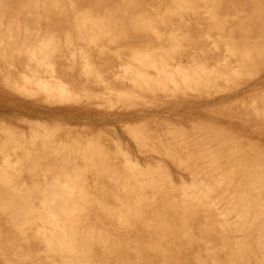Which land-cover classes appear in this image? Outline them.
Segmentation results:
<instances>
[{
  "label": "rangeland",
  "instance_id": "rangeland-1",
  "mask_svg": "<svg viewBox=\"0 0 264 264\" xmlns=\"http://www.w3.org/2000/svg\"><path fill=\"white\" fill-rule=\"evenodd\" d=\"M111 1V0H110ZM118 1V0H117ZM143 2H144V4H147V7L149 8V11H148V13L149 14H147V15H149L148 16V18L146 19V17H145V15H144V17H145V20H148L149 18H150V20L152 21H154V22H152V25H151V21H149L148 20V22H146L145 20H143V23L145 22V23H149V25H151V28H150V26H148L147 24L145 25V27L146 26H148L147 28H143V25H142V20H141V18L142 17H140V16H137V18L135 17L136 15L135 14H118V16L117 15H115V13L113 14V15H115V17L113 18V17H110L111 15L110 14H108V15H110L109 16V18H108V16H107V14L105 15V17H104V14L103 13H105V12H103L102 14H96L97 16H95L94 17V15H92V14H90V15H92V16H89V17H92L91 19L88 17V18H86L88 15H86V17H84L83 16V11L84 10H82V11H80V12H73V11H71V14L69 13L68 14V12L69 11H67L65 14H53L52 16H50L49 14H40V16H41V18H40V21L41 20H43V21H41V24L43 25H41V29L43 28V29H45L44 27L45 26H51L50 25V23L53 21V23H55V25H52L51 27L53 28V26L55 27V28H58V29H56L55 30V28H53V30H55V31H57V30H59V27H61V29L63 28V30H64V33H61L59 36H62L61 38L63 39L64 38V34L66 33H68V31L70 30V29H72L71 28V26H69L68 24H67V22H69L70 23V17L73 19V21H71V22H73V23H75V25H73L75 28H76V26H77V24L76 23H78L79 24V26H81V27H83V28H85V29H82L81 31L84 33V35L85 36H90V37H92L93 38V42L94 41H96V42H94V43H98L99 41V45L101 44V41L102 40H100L99 38L101 37V35L103 36V38H105L106 39V35L104 34V31L103 30H105V29H103V30H101L100 29V32L98 31V30H96L95 29V27H94V29L98 32H95V31H92V25H96L97 23L94 21V19L96 20V21H99V23H102V25L104 26V24H106V25H108L109 27H112V25H114L115 26V28H117V30L119 29V32H117V31H115V34H116V38L118 37L119 39H117L116 40V38L114 39L113 37H114V35H113V29H114V26L112 27L113 29L111 30L112 31V33H110V36H109V38L110 37H112V42L110 43V45L109 46H107V45H105V46H107V48L105 47V48H100V47H103L104 46V44L103 45H101V46H99V47H93L94 45H93V43H92V46H90V47H88V44H86V42H88V43H90V37H84L85 39H83V38H81V37H83V33H82V35H81V40H76L77 38L78 39H80L79 38V34H80V31H79V29H81L79 26H77V28H79V29H73L74 31H75V33H76V30H77V32L79 31V33H76V34H78V36H76V35H74L73 33H74V31H73V36H72V34H71V36H72V38L71 39H73L75 36H76V38H74V41L76 40V42H78V43H83V46L85 47V48H83V49H86V50H88V51H86V53H84V55L86 56V60L85 61H88V59L87 58H89V57H91V58H93V59H95V57H97V55H92V50L94 51V50H96V52L98 53V57H101L100 56V53H99V51H100V49L102 50V51H104L103 52V55H102V57H103V59L104 60H107L108 62H109V59H110V62H112V63H117L116 61H118V59L119 60H121L120 58L123 56V55H121V54H124L125 56L130 52V50H137V49H139V50H141V48H139V46L140 47H142L143 45V43L144 44H147V47H144L145 48V50H151L152 48L153 49H155V48H157V45L159 44H157V43H154L155 41L157 42H160V44L161 45H163V50L162 51H157L156 50V52L157 53H159L158 55H160V57L163 55L164 57H166V59L167 60H169L170 62H174V61H179V60H182L184 63H186V61H187V58L186 57H184L187 53H189V54H192V53H194V52H196V51H199L200 50V48L198 47V45H201L200 47L201 48H203L202 50L203 51H206V52H208V50L210 51V50H212V51H214V49H209L211 46H209L210 44H212V43H214L215 42V44H216V46H217V43L219 42V43H221V42H223V40H225V37H223V34L224 35H226L227 34V32H228V35H233L234 37H240V36H242L244 33V35H247V34H250L251 32V30H258V28L256 27H254V25L253 24H251V21L250 20H252V16H250V18H248V19H250L249 21H250V24H251V27H250V25L247 23V22H245L246 20H243V19H247L246 17H249V14H248V16H246V14L243 12V11H241V10H239V11H237V9H236V11H237V13H236V11H235V9L234 10H232V9H225V8H222V9H225V10H227L226 12H225V10H224V12L225 13H227V12H229V11H231L232 12V14L230 13H228V14H225V16H224V14H223V16H221V15H219V14H221V13H223V10H222V12L221 13H217V14H215V10H211V9H213V7L211 8V6H209L210 4H207L204 0H198L197 2H198V5H197V10H195L194 12H189V15H187V13H186V15L185 14H182V15H180V16H182V21L184 20L185 22H186V20L187 19H189V17L188 16H190V15H193V14H195V15H197V17L198 16H201V17H204V15H201V14H209V18L207 19L206 17H204V18H206L207 20V22H209V21H213L212 23H210V26L208 27L207 26V23L206 22H204V18L203 19H201L200 17H198V18H196V17H194V18H192L191 16H190V18H191V20H190V23L188 22L187 23V25L189 24L190 26L188 27V29H186L187 28V26L185 27V22L183 21V23L181 24L180 23V21H181V17L179 16V14H178V16H179V22H176V21H178V16H177V14H174V15H176V19H174V18H172V16H169V15H167V16H169L170 17V21H172L173 20V25L170 23L169 24V21H168V24L166 25V24H164L166 27H168L169 25H172V27L171 26H169L168 28H165V27H163V28H165V30H163V29H160V28H162V26H158V27H160L159 28V30H156V29H158V28H154L153 26H155V22L158 20L159 22H160V19H156V21H155V18L154 17H156V18H158L159 16H161L162 14L161 13H163V12H161V13H159L160 15H157V13H156V16H155V12L153 13V11L150 9V7H154V6H156L157 4H159V3H162V4H160V5H163L162 7H163V9H165L164 7H165V3H166V1H164V0H142ZM154 1V2H153ZM155 1L157 2V3H155ZM230 1V3H228V4H231L232 3V0H229ZM150 2H153V3H150ZM165 2V3H164ZM199 2H201L200 4H199ZM227 2H228V0H227ZM226 2V3H227ZM91 3V2H90ZM151 5H150V4ZM155 3V4H154ZM61 4H63L62 6H64L65 4L64 3H60V5ZM203 4V5H202ZM227 4V5H228ZM0 5H1V2H0ZM227 5H225V6H227ZM232 5H233V3L231 4V7H232ZM121 8L123 11H124V7H122V6H117V8L116 9H118V8ZM157 7H158V5H157ZM167 7V6H166ZM194 8V9H195ZM156 9H158V8H156ZM168 9V8H167ZM113 10L115 11V8H113L112 9V11L111 12H113ZM109 11V12H110ZM152 13H151V12ZM162 11H164L165 12V10H162ZM169 11V10H168ZM85 12H86V10H85ZM125 12V11H124ZM157 12H158V10H157ZM188 12V11H187ZM202 12V13H201ZM233 12H235V14H233ZM238 12H240L241 14L243 13L244 15H241L240 13H238ZM73 13V14H72ZM75 13V14H74ZM81 14V15H80ZM153 14H154V16H153ZM236 14H240L239 16L238 15H236ZM2 14H0V18L2 17L1 16ZM6 15V14H5ZM8 15L9 16H12L11 14H7L6 16L8 17ZM16 15H18V14H15V16ZM24 15V16H23ZM29 15V16H28ZM22 14V18H24L29 24H30V22H31V20L32 19H34L35 17V15H32L33 16V18L32 19H29V17L31 16V14ZM80 15V17L82 16V18H78V16ZM103 15V16H102ZM112 15V16H113ZM131 15V19L133 20V21H131V19H130V21L128 22V21H126L127 23H125V24H121L120 23V21H119V18H120V20H124V19H129V17H126V16H130ZM142 15V14H141ZM173 15V14H172ZM194 15V16H195ZM251 15V14H250ZM252 15H254V14H252ZM256 15H258V14H256ZM255 15V16H256ZM263 16H261V18H260V21H261V24H263L264 25V14H262ZM4 16V15H3ZM5 16V18H7ZM48 16H50L52 19L51 20H49V21H47L48 19H49V17ZM102 16V17H101ZM132 16H134L133 18H132ZM167 16H165L166 17V19L167 18H169V17H167ZM183 16H186L187 18H184ZM212 16V17H211ZM218 16V17H217ZM220 16V17H219ZM227 16H229V17H227ZM242 16H244L243 18H242V20L240 19L239 20V18L240 17H242ZM255 16H253V17H255ZM75 17V18H74ZM96 17H99V18H96ZM144 17L142 18V19H144ZM162 17H163V15H162ZM238 18V20L240 21V22H238V20H236L237 21V23H239V24H241V23H243V21L245 22L244 23V25L247 23L248 25H249V28L248 27H246V25H245V28L244 29H247V30H245L244 31V29H242V26H244V25H242L241 26V28H240V30H241V35L239 36L238 34H240V33H238V30L236 31V32H234V29H233V32L234 33H232V28H229V26H231V24L233 23L232 22V20H231V18ZM257 17V21H256V18H254L252 21H253V23H255V26H256V24L257 23H259V20H258V17H260L259 15L258 16H256ZM3 18V17H2ZM2 18L0 19V20H2ZM8 18H10V17H8ZM8 18L6 19L7 21H8ZM17 18V17H16ZM19 18V17H18ZM17 18V19H18ZM54 18V19H53ZM108 18V19H107ZM134 18H136V20L134 21ZM140 18V19H139ZM172 18V19H171ZM221 18V19H220ZM223 18H225V20L227 19H229L228 20V23H229V21L231 20V23H229V25H228V29H230V33H229V31H227L228 29H226V28H224V30H223V26L225 27V25H226V23H224V21H223ZM11 19V18H10ZM9 19V23H10V21L13 19V16H12V19L10 20ZM15 20V21H18V20ZM80 19V20H79ZM82 19V20H81ZM112 19V21L111 22H114V24H112L109 20H111ZM117 21H116V20ZM163 19L164 18H162V21H163ZM186 19V20H185ZM198 19V20H197ZM247 19V20H248ZM14 20V19H13ZM12 20V21H13ZM21 20V19H20ZM23 20V19H22ZM36 20H37V18H36ZM55 20L57 21V20H59V21H61V23H59V22H55ZM68 20V21H67ZM76 20L78 21V22H76ZM88 20V23H89V20H93L94 21V24H93V22H90V23H92L90 26L88 25V23L86 22ZM139 20H141L140 22H139ZM176 20V21H175ZM227 20L225 21V22H227ZM255 20V21H254ZM4 21H5V19L3 18V20H2V22L4 23ZM7 21H5V23H7ZM11 21V22H12ZM34 21H35V19H34ZM34 21H32L33 22V25H34ZM51 21V22H50ZM81 21V22H80ZM157 21V23H159ZM164 21H166V20H164ZM175 21V22H174ZM181 21V22H182ZM198 21V22H197ZM203 21V22H202ZM234 21H235V19H234ZM235 21V22H236ZM242 21V22H241ZM31 22V23H32ZM85 22V24H83ZM117 22V23H116ZM131 22V23H130ZM135 22V23H134ZM195 22V23H194ZM200 22H201V24H200ZM217 24H216V23ZM234 22V24L236 25L235 27H237V25H239V24H236ZM53 23H51V24H53ZM82 23V24H81ZM96 23V24H95ZM153 23H154V25H153ZM165 23H167V22H165ZM175 23V24H174ZM180 23V29L181 30H183L182 32L183 33H186V32H189L188 33V37H187V35L186 34H184V36L182 35V37H180V35L181 34H183L182 32H181V30H180V32H178V28L179 27H174L175 25H178ZM193 23V24H192ZM202 23H204V24H202ZM206 23V24H205ZM224 23V24H223ZM227 23V24H228ZM17 23L16 22H14V25H16ZM39 24V23H38ZM38 24H36V26L38 27V26H40V25H38ZM70 24H72V23H70ZM120 24L122 25V27L125 25V26H127V27H129L128 29L126 28V30L127 31H132L133 33L135 32H137V33H139V34H137V35H141V32H142V34H145L146 35V29H152V27H153V29H155V31H157V33H159L160 32V34L161 35H158V34H156V32L154 33V30H152L150 33H149V31H148V35L150 36L151 35V37L150 38H152V37H154V39L152 40V41H154V42H152V41H148L147 40V38H149V36L148 35H146L147 36V38L144 36V38H146V39H142V40H146L147 42H143L142 40H140V39H137V41L141 44H138L137 43V41H136V44L137 45H135V44H132L135 40H136V38L137 37H133L134 35H136V34H133V36H131L132 35V33L130 34V36L132 37V39L134 38V40L132 41V39H131V42H129V40H130V38H127L126 39V36L128 35V34H126L127 33V31H124V32H122V30H124V28L122 29V27L120 26ZM130 24H132V25H130ZM140 24H141V26H140ZM162 24V22L160 23V25ZM198 24V25H197ZM211 24H214L215 26L214 27H216V25H218L217 27H216V29H218V30H220L219 32V34H217L216 36H219V38L218 37H216L213 33H212V31H215L213 28V25H212V27L213 28H211ZM233 24V25H234ZM13 25V24H12ZM13 25V28H11V31H17V27L16 26H14ZM32 25V24H31ZM33 25L32 26H28L29 27V29L28 30H32L34 27H33ZM67 25H68V27L70 28H68V31H65L66 29H67ZM87 25V26H86ZM98 25H100V24H98ZM119 25V26H118ZM134 25H136V28L135 29H132V28H134ZM157 25V24H156ZM184 26L185 28H183L182 26ZM193 25V26H192ZM209 25V24H208ZM223 25V26H222ZM247 25V26H248ZM259 25V26H258ZM101 26V25H100ZM131 26H132V28H131ZM137 26H138V30H137ZM199 26V27H198ZM220 26V27H219ZM257 26L259 27V29L261 28V25H260V23L259 24H257ZM12 27V26H11ZM65 27H66V29H65ZM88 27H90L91 28V31H90V33H94V35H96V36H93V33L92 34H90L89 33V31H88V29H90V28H88ZM98 27V26H97ZM106 27V26H105ZM141 27V28H140ZM171 27V29L170 30H172V31H174V34L173 35H171V37L169 36V38H170V40H172V42L171 41H169L168 40V34H169V31H167L169 28ZM182 27V28H181ZM193 28V30H194V28L196 29V30H194V32L193 31H189V30H192V29H190V28ZM203 27V28H202ZM208 27V28H207ZM222 27V28H221ZM233 27V26H232ZM234 27V28H235ZM23 28V27H22ZM39 28V27H38ZM47 28V27H46ZM132 30H131V29ZM204 28H206L205 30H204ZM219 28H221V29H219ZM238 29H239V26L237 27ZM50 29V32L51 33H48L47 31H46V35H50V37L49 36H45V33H41V32H44V30H40V33L38 32L39 30H37V31H33V32H35V35H32V37L31 38H34L35 39V37L37 38V36H39L40 38H41V36L43 35V37L42 38H51V37H53L55 40H57L55 43L57 44V42H58V39L56 38V32L54 33V32H52L51 31V28H49ZM93 29V30H94ZM97 29H99V27L97 28ZM122 29V30H121ZM130 29V30H129ZM185 29V30H184ZM202 29V30H201ZM251 29V30H250ZM35 30V29H34ZM87 30V31H86ZM106 30H108V28L106 29ZM105 30V31H106ZM115 30V29H114ZM120 30H121V32H122V34L120 33ZM163 30V31H162ZM187 30V31H186ZM217 30V31H218ZM236 30V29H235ZM240 30H239V32H240ZM10 31V32H11ZM27 31V30H26ZM60 31H62V30H60ZM60 31H57V32H59L60 33ZM110 31V29H109V32H111ZM195 31H198V33L199 34H197V32L195 33ZM210 31H211V33H210ZM227 31V32H226ZM253 31H252V33H253ZM9 32V31H8ZM10 32H9V34L8 33H6L7 35H9V37H14L15 38V36L16 35H14L13 36V34H10ZM101 32H103L102 34H100ZM117 32V33H116ZM128 32V33H129ZM255 32V31H254ZM59 33H57V34H59ZM70 33V32H69ZM106 34H108L107 32H105ZM154 33V34H153ZM195 35H194V34ZM211 35H210V34ZM215 33H216V31H215ZM218 33V32H217ZM221 33H223L222 35H221ZM236 33H238V34H236ZM5 34V35H6ZM14 34H16V33H14ZM25 34V33H24ZM23 33L22 34H20L21 36H19V35H17L16 36V38L17 39H19L17 42H19L20 43V41H21V43H23V44H25V42H26V45H28L29 43H28V41H23L24 40V38H25V36H27L28 38H29V35L30 34H28V35H24ZM42 34V35H41ZM64 36H63V35ZM98 34H99V37H98ZM104 34V35H103ZM124 34V35H123ZM170 34H171V32H170ZM190 34V35H189ZM210 35V36H208L207 37V35ZM1 35V34H0ZM5 35H4V37H3V34H2V36H0V42H1V37H3L4 39H5ZM70 35V34H69ZM68 35V36H69ZM126 35V36H125ZM185 35H186V37H185ZM202 35V36H201ZM213 35H214V37H213ZM236 35V36H235ZM21 37V38H23V40L21 39V38H19V37ZM35 36V37H34ZM59 36H58V38H59ZM129 36V35H128ZM142 36V35H141ZM191 36H193V37H191ZM196 36H198V37H196ZM212 36V37H211ZM178 37V38H177ZM185 37V38H184ZM39 38V39H40ZM61 38H59V40L61 39ZM140 38V37H139ZM142 38V37H141ZM176 38V39H175ZM191 38V39H190ZM38 39V40H39ZM61 39V40H62ZM67 39V38H66ZM71 39L69 38L68 39V42H69V40H70V42H71ZM108 39V38H107ZM106 39V40H107ZM158 39V40H157ZM174 39L176 40L175 42H176V44H174ZM184 39V40H183ZM188 39V40H187ZM203 39V40H202ZM207 39V40H206ZM210 39V40H209ZM217 39V40H216ZM219 39V40H218ZM85 40H87L86 42H84ZM89 40V41H88ZM106 40H103V42L102 43H104ZM111 39H109V41H110ZM115 40V41H114ZM179 40V41H178ZM192 40V41H191ZM199 40V41H198ZM209 40V41H208ZM211 40L213 41V42H211ZM66 40H64V41H62V43L64 44V48H66L65 47V45L67 46V44H65L64 42H65ZM114 41V42H113ZM118 41V42H117ZM123 41V42H122ZM141 41V42H140ZM172 43V44H174V45H170V43ZM202 41V42H201ZM205 41V42H204ZM206 41L208 42V43H210V44H208V46H206L207 44H206ZM7 42V41H6ZM9 42V41H8ZM16 42V43H17ZM61 42V41H60ZM59 42V44L62 46V43H60ZM116 42V43H115ZM143 42V43H142ZM150 42H152V43H150ZM5 43V41L3 42H1V45L2 44H4ZM15 44L14 45V47L16 48H12L14 51L13 52H16V53H18L19 51H20V49H19V51H17V46L19 45H17L14 41H11V42H9V43H6L7 45L9 44V47L7 46V47H5L4 45V48H2L1 49V45H0V60H2L3 61V63L2 62H0V64H3V65H6V66H9V65H7V62L8 61H6V60H4V59H6V58H2L1 56H3V55H5L6 53L8 54L9 53V55L12 53V52H9L10 50H7V51H5L4 49H8V48H10V46H13V44ZM36 43H38V41H36L35 42V44ZM54 43V42H53ZM54 43V44H55ZM126 45L125 47L126 48H129L130 49V47H131V49L129 50V49H125V47L122 49V45H124V44ZM128 43V44H127ZM135 43V42H134ZM187 43V44H186ZM218 43V44H219ZM11 44V45H10ZM40 43H38V44H36L37 46L39 45ZM59 44H58V46L57 47H59ZM70 43H68V45H69ZM71 44H72V46H73V42H71ZM80 44V45H81ZM91 44V43H90ZM105 44H108V40H107V42H105ZM159 44V45H160ZM21 45V44H20ZM30 45H31V43H30ZM29 45V46H30ZM75 45V44H74ZM76 45H78L77 43H76ZM75 45V46H76ZM127 45H129L128 47H127ZM139 45V46H138ZM158 45V48H160V46ZM170 45V46H169ZM214 45V44H213ZM212 45V46H213ZM2 46V47H3ZM21 46H23V45H21ZM32 46V45H31ZM34 46V45H33ZM55 46V45H54ZM71 46V47H72ZM83 46H80V48L79 49H77L76 48V50L77 51H75V53H77V56H75V57H78V59L79 58H81L82 60H83V57H84V55H83V52L85 51V50H83L82 49V47ZM98 46V45H97ZM114 46H116V47H114ZM121 47V49L119 50V49H117L118 47ZM138 48H137V47ZM153 46V47H152ZM165 46V47H164ZM167 46V47H166ZM169 46V47H168ZM177 46V47H176ZM205 46H206V48L208 49H206L205 48ZM216 46H214L215 48H216ZM19 47V46H18ZM56 47V46H55ZM74 47V46H73ZM86 47H88V48H86ZM91 47H93V49L91 48ZM109 47H110V49H109ZM152 47V48H151ZM155 47V48H154ZM218 47H221V46H218ZM24 48V46L21 48V49H23ZM25 48H26V46H25ZM63 47H60L59 49H61L60 51L62 52V50L64 49H62ZM75 48V47H74ZM89 48H91V50H89ZM95 48V49H94ZM97 48H100L99 50H97ZM113 48V49H112ZM143 48V49H144ZM199 48V49H198ZM212 48V47H211ZM29 49L30 48H28V50H26V53L28 52V54L26 55V53L24 52V50H23V52L25 53V55H24V57L26 58L25 59V61L27 60V57H29L30 55L32 56L33 55V52H31V53H29L30 51H29ZM67 49H69V51L67 52V50H63L64 51V53L66 52L67 54L70 52H72L73 53V55H74V49H73V51H71L72 50V48H71V50H70V48H67ZM105 49V50H104ZM118 50L119 52H117V53H115V52H113V50ZM194 49V50H193ZM196 49V50H195ZM53 49L51 48V50H50V52H47V53H51V52H55L54 50L52 51ZM79 50H81V51H83V52H81L80 51V53L78 52ZM129 50V51H128ZM134 50V51H135ZM186 50V51H185ZM202 50H200L199 52H201ZM216 50V49H215ZM237 49H235L234 51H236ZM3 51H5L6 53L5 54H3L2 52ZM12 51V50H11ZM37 51V50H36ZM39 51V50H38ZM91 51V52H90ZM106 51H108V52H106ZM128 51V52H127ZM211 51V52H212ZM23 52L21 53V54H23ZM57 52H59L58 50H57ZM56 52V53H57ZM87 52L89 53V56L87 57ZM184 52V53H183ZM192 52V53H191ZM53 53H52V55H53ZM71 53V54H72ZM78 53H79V55H80V57L78 56ZM81 53H82V55H83V57H81ZM102 53V52H101ZM126 53V54H125ZM183 53V54H182ZM196 53H198V52H196ZM210 53V52H209ZM3 54V55H2ZM6 54V56H7V60L8 59H10L9 61L11 62V61H13V60H11V59H14V54L12 53V55H13V58H8V55ZM21 54H18V55H21ZM40 56H39V55ZM46 54V53H45ZM44 54V56H46ZM61 54V53H60ZM60 54H56V55H58V58L56 59V55H54V56H56L55 58L51 55V59H55V60H51V61H54V63H55V65H56V67H54V69L52 70V72H57L56 71V68H58V67H60V65L62 66L64 63H65V66H62L63 67V69L64 68H66V69H68V68H70V67H68V65H66V63H71L72 64V62L73 61H76L77 60V58H75L74 60H72V59H70V60H72V62L71 61H69L67 58H70V56H71V54L70 55H67L66 56V54H65V56L67 57H62V59L64 58V60L65 59H67L68 61L67 62H64V60L62 61V59H60L59 58V55ZM63 54V53H62ZM61 54V55H62ZM93 54H94V52H93ZM96 54V53H95ZM106 54V55H105ZM118 54L120 55V57L118 56ZM16 56H17V54H15ZM29 55V56H28ZM36 55V54H35ZM35 55H33V56H35ZM37 55L39 56V57H37L38 59H28L29 61H31V64H33L34 62H36L35 64H36V66H35V68H34V70L35 71H39L38 73L39 74H44V75H49L50 73H52V72H50L49 70H51L53 67H50L51 66V64L53 63V62H51L49 59H48V57H47V60H49L48 62L50 63L49 64V67H48V62L46 63V61H45V58L44 57H41L42 55H43V53H42V55H41V53H39V52H37ZM48 55V54H47ZM49 55V56H50ZM61 55H60V57H61ZM11 56V55H10ZM9 56V57H10ZM15 56V57H16ZM22 56V57H21ZM21 56H18L19 57V59H20V57L21 58H23L24 59V57H23V55H21ZM27 56V57H26ZM116 56H117V58H116ZM12 57V56H11ZM18 57H16L17 59H18ZM97 57V58H98ZM106 57H107V59H106ZM113 57H115V58H113ZM180 57V59H178ZM182 57V58H181ZM41 58L43 59V60H41ZM96 58V59H97ZM172 58V59H171ZM17 59H15V61L18 63V64H20V62H22L21 60H23V59H20V62H19V60L17 61ZM85 59V58H84ZM95 59V61L96 62H98V60H99V58L96 60ZM103 59H102V61H103ZM173 59H174V61H173ZM26 61V62H28V64H29V61ZM100 60H101V58H100ZM99 60V61H100ZM116 60V61H115ZM263 61H264V59H262ZM13 62V63H16V62ZM33 61V62H32ZM37 61H40V63H41V61H45L44 62V64L47 66H45V65H42V66H40L41 64L39 63V62H37ZM57 61H62V62H64L63 64H61L60 63V65H58V63H57ZM77 61H79V60H77ZM81 61V60H80ZM84 60H83V62H85ZM91 61H92V59H91ZM102 61H100L101 63H102ZM262 61V62H263ZM24 62V61H23ZM22 62V63H23ZM96 62L94 63V64H92V63H88L91 67H89V65H88V67L89 68H91V70L89 69V70H87L86 71V69H88V68H85V71H84V75H87L86 73H89V72H91V73H89V74H91L90 76H93V74H92V72H94L95 70H96V68H97V70H96V72H99V70H100V75L99 76H97V77H99L98 79H102V74L104 73V65L102 66H99V64H101L100 62H98L97 64H96ZM9 63V62H8ZM12 63V62H11ZM10 63V64H11ZM21 63V64H22ZM25 63V62H24ZM23 63V64H24ZM76 63V62H75ZM74 62H73V64H75ZM77 63H79V62H77ZM86 63V62H85ZM85 63H83L84 64V66H85ZM105 63V62H104ZM20 64V65H21ZM25 64H27V63H25ZM30 64V65H31ZM42 64H43V62H42ZM71 64H69V65H71ZM82 64V62H81V64H77L76 66H78V65H83ZM96 64V65H95ZM262 64V63H261ZM15 64H13V67L15 68V66H14ZM38 65H39V67H38ZM55 65H53V66H55ZM57 65H58V67H57ZM92 65H94L93 66V68H92ZM253 65H255V64H253ZM259 65V64H258ZM263 65V64H262ZM261 65V66H262ZM19 66V65H18ZM257 66V65H256ZM260 66V65H259ZM259 66H258V69H264V67L262 66V68L260 67L259 68ZM34 67V66H33ZM32 67V68H33ZM68 67V68H67ZM87 67V66H86ZM9 68H11V67H9ZM37 68V69H36ZM43 68V69H42ZM95 68V70H93ZM40 69H42L43 71H44V73L43 72H40L41 70ZM45 69V70H44ZM58 69H61L62 70V68H58ZM250 69V72H251V76L249 77V78H247L246 76L244 77V79H242V81H241V77L240 76H242L241 74H242V72L243 71H240V73L239 74H237V75H234V76H232L231 78H229L227 81H225L224 79H219V80H217L218 81V83H219V85H217L218 87H216L215 86V84H217V82L214 84V83H211L210 85H212L211 86V88H209L210 86L209 85H202V86H198L197 88L198 89H196V87H194V88H182V89H180L179 88V90L178 89H173V88H168V87H166V88H158V89H139V88H134L133 90H127L126 91V93L125 92H116L115 94H113V95H111L110 96V98L109 99H107V97L108 96H106L104 93H100V92H98L97 90H95V91H93V92H91V91H88L89 93H87V94H89L91 97H93V95L94 94H96V93H100V96H99V94H98V97L100 98V97H104L103 95H105V97L104 98H101L100 100L97 98V95H94L95 97H96V99L97 100H94L95 98H89L90 96H88L87 94H85V92H87V91H85L84 92V94L85 95H82V97H79V96H77L76 94H80L81 92L79 91V93L78 92H76V91H73V93L74 94H72V95H70V94H64V95H61V99L59 98V96L57 97V96H53V95H51V94H48V93H46V92H42L41 90H40V92L38 91V86L37 85H29V86H31V88L29 89V87H26L25 86V88L23 89V87L21 86V85H23L22 84V81L20 80V79H16V81H15V77H13V78H10V83H9V85H7L6 87H4V88H1L0 87V92H2V93H4V94H7V95H9V96H11V97H13V99L14 100H18L20 103L22 102L23 104L25 103V104H27V106L26 107H24V105L23 106H18L17 108H14V109H7V110H0V126H1V124H3L2 125V127H4V128H2V127H0V128H2L1 129V131H0V136L2 135V137L0 138L1 140H0V147H2L3 146V150L4 151H1V152H3L4 154L7 152L8 153V151H9V154H10V156H11V152L13 151L14 153L16 152V154H12L13 156L11 157L12 159H10V157L8 156V164H10L11 165V167H12V169L11 170H20V169H22V168H20V166H19V168L17 167V163H19L18 161H23V160H26V164L25 165H27L28 166V170H27V166H26V168L24 167V165L22 166L23 167V169L24 170H21V171H29L30 169H31V173H32V171H33V169H34V171H33V174H31L30 173V171L29 172H27V174L29 175V176H31L30 178H28V177H26L27 175H25L24 177L27 179H29V181L30 180H32L33 182H38L39 180H41V179H43V178H45V176H43V174H41L42 172H43V170H42V172H41V170H39L41 167L39 166L38 168L39 169H36L37 168V164H36V161H33V160H30L26 155H24V158H22L23 157V152H22V154H21V152H19L18 151V149L16 150V149H14V148H12V147H14L15 145H16V141H17V143L19 142V141H21L20 143L22 144L24 141L23 140H26L25 139V137L26 138H28V141H30L31 139H33V137L32 136H34L33 134H35L36 136L38 135V137H41V138H43V139H41V138H39L38 140L39 141H42V140H44V139H49V141H51V142H53V144H54V146L56 147L57 145L60 147V149L62 148V145H64L66 142H70V141H68L69 140V137L71 136V138L73 137L72 135H76V138H75V136H74V138L73 139H75V142H74V140L72 139V142L74 143V146H75V144H76V146H75V149H77V150H82L83 148L82 147H84V148H86L87 147V145L86 144H89V145H91V146H93V148H91V146H89L88 145V147L89 148H86L88 151H89V153H98V156H97V154L96 155H94V154H91V155H88L89 156V159H88V157H87V160H85L84 159V157H77V159L78 160H76V164H77V166H78V172H79V174H81V178H82V180L84 181V182H82V184H81V190L82 191H85V194L87 195V199H89V200H92V201H90V202H88V203H84L83 204V209L80 211V210H78V212L80 211V212H83V215L85 214V215H87V213H88V208H90V206L89 205H92V208H90V209H92V211H93V213L94 214H96V210H97V208H98V206H99V208H100V210H99V208H98V211H99V214H101V209L104 211V212H106V211H116V208H114L113 206H116L117 208H118V203L119 202H121V201H127L126 203V205H124L125 203L124 202H122V204L121 203H119V204H121L120 206L121 207H126V210H124V208H122V209H119V212L120 213H118L117 211V213L116 212H114V214L117 216L118 215V217H116V216H110L111 214L110 213H112V212H110V213H107V214H109V215H104V216H102V215H100L101 217H103V219H104V221H102V224H100L99 226H103V224H104V222H106L107 224H108V226L107 227H109V229H110V231H109V229H107V227L106 228H104V229H107L106 230V232L105 233H109V235H107L106 236V234L105 233H101V232H104V231H102L103 229V227L101 228V227H99V226H97V228H96V224L97 223H100L101 222V219L99 218V214H98V218L97 219H91L90 221L92 222V225H91V223H90V221L88 222V220L87 219H89V218H96V216L95 217H92L91 216V214H92V212H91V214L89 213V215L86 217V219H85V217L84 216H82V215H80V216H82V217H84V218H80V216H78V215H74V216H68V217H66L65 216V218H63V220L64 219H66V218H68L67 220H69L68 222L72 225V224H74L73 222H72V219H73V221H74V219H78V218H80V219H78V221H77V224H79V226H70V225H68V223H67V228L68 229H79V230H81V232L83 231V232H87V234H88V237H86V242H87V244H88V246L90 247V248H92V246H95V245H98V247H99V244H100V246L101 245H103V248H101V247H99V248H101V251L100 250H98L99 248H95V247H97V246H95L94 248V250H92V249H90L89 251L92 253V251H93V253L91 254L90 252V257L91 258H89V261H94V262H89V263H91V264H93V263H96V260H97V262H99L98 264H101L100 262H102V263H104V264H106V263H108L107 261H109L110 260V256L108 257V255L106 254V253H108L109 255H110V253H111V249H112V253H114V251L115 252H117V254H118V251H122L123 253H121L122 255H120V254H118V256L120 255L121 257L120 258H123V256L125 257V255H126V257H131V256H129V255H131V254H128L129 252H127L126 253V251H130V253H132L133 255H134V253H136V251H139V253H141V251L140 250H138V248H133V249H130V250H128L127 248L130 246L129 244H127V243H129V237H130V242H131V244L132 243H134V241H137L138 239H140L142 236H144V237H142L143 239H144V241H146V242H144V244H149V246L148 247H151L152 248V250H151V248L149 249V250H151V251H153V249L155 248L156 249V251L158 250H160V248L162 249V250H160L159 252L157 251H155L154 250V252H152V255L150 254L151 253V251H149V250H147V249H143L142 251H144V258L146 257V259H147V254L149 253L152 257H153V259L152 258H150V255H149V258L150 259H148V261H143V260H145L144 258L142 259V257H143V253L142 254H139L138 252L136 253L137 255H136V257L137 256H139V257H137L136 258V261L139 263V264H149V260H151V261H153V262H151L150 264H157V262H158V264H164V263H160V262H162V261H160V260H163V259H165V257H166V253H164L165 255V257H160V255L162 256V253H161V251L162 252H164L163 250H165L166 249V247H168L169 248V246H171L169 249L167 248L165 251H168V252H171V254L170 255H175L176 253H174V251H172L173 249H172V247H175V248H177V246H179L180 244H182L181 246L182 247H180V248H177L176 250H177V254L176 255H181V257H183V258H181L180 256V258L183 260L184 259V257L186 256V258L187 257H189V258H187V261H189V263L188 264H195V263H197L198 262V259H196L195 257H197L195 254L197 253H195L194 251H196V250H194L193 248L194 247H197L198 248V253H200V251H201V255L200 256H198V257H202V255L204 254V253H202V251L203 252H205V255L208 257V251L211 249V250H213L214 248H215V246H217L216 248H220L221 246L220 245H222L223 246V250H222V252H220V253H217L216 251L218 250V252H219V249H217V250H215V252L217 253V254H221V255H219L220 257H222L223 259H221L220 260V264H223V262H224V264H242V262L244 261V262H247V263H244V264H254L253 262H256V263H258L259 264V262H260V264H261V262H262V264H264V260H262L263 259V257H264V253H263V257L262 258H260V255H258L259 254V252H263L264 251V244H263V246H262V243L264 242V240H262V239H258V240H256V237H258L257 235H255V236H253L252 234L253 233H257L258 235H259V232H261V233H263V234H260V235H264V231L262 232V230H264L263 228H264V217H263V215L262 214H259V215H262V216H259L257 213H259V212H262V208L261 209H259V207H261L260 205H259V202L258 201H261L262 200V198H261V194H260V192H261V188H258V187H252L251 185H250V182L251 181H255V180H257V177H258V174H256V173H258L257 172V170L256 169H254L255 168V166H257L258 164V162L260 161V159L262 158V160L264 161V155L261 153V150H257V157L254 155V154H256V153H254V151H253V156L254 157H256V158H258V156L260 157V158H258V162H256V164L255 163H253V161H257V159L255 160V158H253V157H251V158H253L254 160H251V161H249V159H248V163L250 162L251 164L249 165V168L250 167H253V165L255 164V166L253 167V168H251L252 170H249V172L251 171L253 174H255V176H253V174H252V176H251V172L250 173H246L245 171V168H243V166H241V165H239V164H244V162L242 163V161H239L240 159L242 160V158H239V160L237 159L238 157H240V156H242V154H244L245 152L244 151H246L247 150V148L245 147V145H242L239 141H237L236 143L238 144V145H236L235 143H233V140L231 141L230 140V142H232L233 143V145L231 144V143H229L230 144V148L233 150H236V151H234L235 153L237 152V155H231L232 157H230V159H228V161L226 160V158H228L229 156H228V154L226 155V154H219L218 153V151H217V148L216 147H218V146H220L221 145V143L222 142H219V141H223V139H224V137L225 138H227L228 140H226L227 142H229V139L230 138H232V135L231 134H234V136H236L235 138H243V141L245 140L246 142H248V144L247 145H251V143L253 144V145H251L252 147V150H255L256 148H254L255 146L256 147H258L259 148V146L260 147H262L260 144H262V143H260V141L262 142H264V140L263 139H258L257 137L255 138V137H251V136H249L248 134H247V132H245V130L243 129V127L244 126H246L245 125V122H244V119H243V117L245 116V114L247 115V117L248 118H250V116H249V114L251 115V116H254L255 118L257 117V112H255L254 110H255V108H253V109H251V107H255L256 106V104H254L253 105V103H257V102H260V107H261V104L263 105V103H262V101H264V97L262 98V99H260L262 96V94H263V92H264V90H262L263 88H264V86H262V88L261 89H259L258 91H261L260 92V94H259V96L260 97H258V100L257 99H254L255 98V96L254 95H252V97H254V98H252L251 96H247V97H249V99L246 97V98H243L241 101H242V103L244 102V104L246 103V105L244 106V104H242L243 105V107L240 105V100H239V102H232V101H230V99L228 98H226V99H224V100H222V101H220V102H216V103H212V105H211V109H213L214 107H215V109L217 110H215V112L216 113H212L211 112V109L210 110H205V108H203L202 110H200L199 112L197 111L196 113L195 112H189V111H179V112H177V111H173L172 109H173V107H174V105L176 104V103H178L179 104V102L180 103H185V101L186 100H197V99H199V100H197L198 102L200 101V103L202 102V103H205L207 100H212V98L214 97L213 96V92H215V89L216 88H218L217 89V92H215V94L216 95H220V94H225V92L229 89V85L228 84H230V89L231 88H234V87H231V84H233L232 86H234V84L235 85H237V87L239 86V84H243V82H245L246 81V79H250L253 75H254V77L251 79V80H249V81H247V82H251V81H253L254 79H256V78H258L260 75H261V71H259V70H256V68L254 69V71H258L259 73H257V74H255V72L253 71H251V68H248V70ZM252 69V70H253ZM242 70H244V69H242ZM246 70H247V68H246ZM59 72H60V70H58ZM50 72V73H49ZM94 73V74H97L98 75V73ZM49 73V74H48ZM58 73V72H57ZM246 73H247V71H246ZM253 74V75H252ZM104 75V74H103ZM244 75H246V74H244ZM248 75V74H247ZM94 78H95V76H94ZM243 78V77H242ZM230 79H231V82H230ZM239 79H240V83H239ZM235 80V81H234ZM236 80H237V84L236 83H233V82H236ZM233 81V82H232ZM118 82V81H117ZM225 82V83H224ZM242 82V83H241ZM14 83L16 84V85H18L19 87H17L16 85H14ZM20 83V84H19ZM220 83H222V87L220 88L219 86H220ZM239 83V84H238ZM246 83V82H245ZM223 84H227L228 86H226V91H224V87H225V85H223ZM213 85H214V88H212L213 87ZM33 86H36V88L35 87H33ZM203 86H206V87H203ZM224 86V87H223ZM201 87H203V89L204 90H202V88ZM236 87V86H235ZM207 88V89H206ZM191 89H193V90H191ZM200 89V90H199ZM206 89V90H205ZM212 89H214V91L212 90ZM208 90H211L212 91V94H211V91H208ZM221 90V91H220ZM156 91H157V93H156ZM90 92H91V94H90ZM154 92V93H153ZM83 93V92H82ZM190 93V94H189ZM262 93V94H261ZM93 94V95H92ZM162 94V95H161ZM213 96L212 98H211V95ZM164 95H165V97H164ZM264 95V94H263ZM67 96H69V97H67ZM75 98H74V97ZM76 96H77V98H76ZM159 96H161V97H159ZM204 96V97H203ZM183 97V98H182ZM188 97V99H186ZM197 97V98H196ZM199 97V98H198ZM72 98V99H71ZM155 98H157V99H155ZM179 98V99H178ZM182 98V99H181ZM203 100H202V99ZM204 98H205V100H204ZM89 99H91V100H89ZM160 99V100H159ZM247 99V100H246ZM250 99H253V101L251 102V101H249ZM260 99V100H259ZM25 100V101H24ZM179 100V101H178ZM183 100V101H182ZM226 100V101H225ZM254 100H256V101H254ZM36 101V102H35ZM77 101V102H76ZM98 101H100V102H98ZM178 101V102H177ZM237 101V100H236ZM246 101V102H245ZM2 102H6V103H11V100L9 101V100H4V101H2ZM102 102V105L100 104V106H99V103H101ZM170 102V103H169ZM193 102V101H192ZM223 102V103H222ZM252 103V104H249V107H248V103ZM89 103H90V105H89ZM95 103V104H94ZM143 103V104H142ZM83 104V105H82ZM85 104V105H84ZM86 104H88V106L86 105ZM222 104V105H221ZM238 104L240 105V106H238ZM258 105V108H259V103H257ZM177 105V104H176ZM216 105H217V107H216ZM231 105L233 106V109H232V107H231ZM235 105L236 106H238V107H240V109L238 108V107H235ZM250 105H253V106H251L250 107ZM246 106H247V109H245L246 108ZM75 107V108H74ZM100 107V108H99ZM172 107V108H171ZM227 107V108H226ZM235 107V108H234ZM168 108V109H167ZM226 108V109H225ZM262 108V109H261ZM260 109H257V107H256V111H260V110H263V108L264 107H261ZM223 109V110H222ZM230 109H232V110H230ZM236 109V110H235ZM251 109V110H250ZM51 110H54L55 111V113H54V115H51V113H50V111ZM75 110H77V111H79V112H83L84 114H86V116L84 117V118H81V119H72L71 118V115L69 114V115H64V112H68L69 111V113L70 112H72V111H75ZM81 110V111H80ZM164 110V111H163ZM167 110V111H166ZM224 110H226V111H224ZM237 110H239V111H237ZM250 111V112H248V111ZM203 111V112H202ZM230 111V112H229ZM233 111V112H232ZM242 111V112H241ZM251 111H253L255 114H251L252 112ZM264 111V110H263ZM175 112V113H174ZM185 112V113H184ZM224 112H227L228 113V115H226V113H224ZM234 112H239V114L237 113H234ZM242 114H241V113ZM262 112V111H261ZM234 113V114H233ZM240 114H241V117H240ZM259 114H260V116H259ZM262 114H264V113H262ZM260 112H258V116H259V118H257V120L258 119H260V117H262L263 118V116L264 115H262ZM234 115V116H233ZM242 115H244V116H242ZM47 116V117H46ZM93 116V117H92ZM197 116V117H196ZM233 116V117H232ZM49 117V118H48ZM62 118V119H60V118ZM42 118V119H41ZM51 118V119H50ZM68 118V119H67ZM99 118H101V119H99ZM219 118V119H218ZM238 118H240V119H238ZM244 118H246V117H244ZM58 119H60V120H58ZM65 121H64V120ZM67 119V120H66ZM238 119V120H237ZM87 120V121H86ZM56 121V122H55ZM68 121V122H67ZM94 121V122H93ZM92 122V123H91ZM224 122V123H223ZM229 122V123H228ZM78 123L80 124V125H78ZM89 123V124H88ZM231 123V124H230ZM150 124V125H149ZM234 124V125H233ZM254 123H252V122H248V126H251L252 127V125H253ZM154 126V129L155 130H153V126ZM231 125V126H230ZM11 126H14L13 128L15 129V133L14 132H12V130L10 131V129L12 128ZM234 128H233V127ZM12 128V129H13ZM17 128V129H16ZM150 128H152V130L150 129ZM5 129V130H4ZM21 130V131H19V130ZM224 129V130H223ZM18 130V131H17ZM38 130V131H37ZM43 130V131H42ZM54 131H55V133H54ZM83 133H82V132ZM161 131V132H160ZM179 131L182 133H179ZM221 131V132H220ZM222 131H225V133L223 132L222 133ZM3 132V133H2ZM16 132H18V133H16ZM22 133L23 134V137H24V139L22 140V134L20 135L19 133ZM62 132V133H61ZM74 132V133H73ZM78 132V133H77ZM166 132V133H165ZM214 132V133H213ZM231 133V134H229V133ZM14 133V134H13ZM70 133V134H69ZM73 133V134H72ZM82 133V134H81ZM183 133L185 134V135H183ZM212 133V134H211ZM219 133V134H218ZM17 134H19V135H17ZM54 134H63V137L64 136H67L68 137V139H67V137H66V139H67V141L65 140V138H64V140H62V141H65V142H62V141H59V140H61V138H58L57 139V137H55L54 138ZM66 134V135H65ZM67 134H69L70 136H68ZM95 134H96V136H95ZM147 134H149V135H151V137L149 136V135H147ZM155 134V135H154ZM162 134H163V136H162ZM217 134L219 135V136H217ZM15 135H17V136H15ZM42 135V136H41ZM54 135V136H53ZM79 135V136H78ZM138 135V136H137ZM202 135H204V136H202ZM209 135H211V136H209ZM84 136V137H83ZM136 137V139H138L139 138V136H140V140L138 139V140H136L135 139V137ZM147 136H149V137H147ZM168 136H169V138H168ZM196 136V137H195ZM213 137L214 136V140L212 141V139H210L209 137ZM227 136H230V137H227ZM233 136V137H234ZM77 137H78V139L81 137L82 139L84 138V139H86V140H89V141H86V144L85 145H81V144H83V143H79V141H80V139H79V141L77 140V142H76V139H77ZM105 137V138H104ZM143 137V138H142ZM191 137V138H190ZM13 138V139H12ZM96 138H98V140L96 139ZM168 138V139H167ZM182 138V139H181ZM198 138V139H197ZM207 138V139H206ZM30 139V140H29ZM41 139V140H40ZM63 139V138H62ZM81 139V140H82ZM83 139V140H84ZM95 140V143H94V140ZM101 141H100V140ZM103 139H106V141H104ZM183 141H181V140ZM183 139H186V140H183ZM209 139V140H208ZM34 140V139H33ZM33 140H31L29 143H27L29 146H30V144L33 142ZM59 142H58V141ZM71 140V139H70ZM119 140V141H118ZM203 140V141H202ZM225 140V139H224ZM236 140V139H235ZM240 140V139H239ZM3 141V142H2ZM104 142V143H101L100 144V142ZM244 141V143L243 144H245L246 142ZM249 141L251 142V143H249ZM15 143V145H13L12 143ZM57 142V143H56ZM85 142V141H84ZM89 142V143H88ZM99 142V143H98ZM119 142V143H118ZM256 142H258V143H260L259 144V146H257L258 144L256 143ZM19 143V144H20ZM60 143H63L62 145H60ZM73 143H67L68 145H70V144H73ZM91 143V144H90ZM106 143H107V145H106ZM112 143V144H111ZM4 144V145H3ZM5 144L9 147V146H11L9 149H7V147L5 146ZM13 146H12V145ZM66 144V145H67ZM98 144H100V147L101 146H103V149L105 150V147L106 146H108V147H106L107 149L104 151L103 149H101L100 147L98 148ZM153 146H152V145ZM159 144L162 146V152H163V149H165L164 150V154L162 155V154H160V153H162L161 152V150H160V147L161 146H159ZM240 144H241V146H243V147H245L246 149L244 150V148L242 147V149L244 150V151H242L241 153L240 152H238L239 150L241 151V146H240ZM256 144V145H255ZM264 144V143H263ZM262 144V145H263ZM18 145V144H17ZM15 146L16 148L18 147V146H20L21 147V145H18V146ZM246 145V146H247ZM249 145V146H250ZM5 146V147H4ZM79 146H81V148H79ZM145 146H146V149H148V151L147 150H144V148H145ZM150 146V147H149ZM155 146H158V148L159 149H157L156 150V147ZM200 146V147H199ZM249 146H247V147H249ZM264 146V145H263ZM78 147V148H77ZM97 147V149H96V152H95V148ZM138 147H140V148H138ZM148 147V148H147ZM169 147V148H168ZM198 147V148H197ZM36 148V150L38 151V150H40V148L39 147H35ZM149 148H150V150H152V151H150L149 150ZM155 148V149H154ZM237 148H238V151H237ZM240 148V149H239ZM254 148V149H253ZM262 148H264V147H262ZM5 149H7V151H5ZM21 149H23L22 147H21ZM26 149V148H25ZM27 149H28V146H27ZM56 149V148H55ZM57 149H58V147H57ZM90 149L91 150H93V152L91 151L90 152ZM101 149V150H100ZM109 149H111L112 150V152H113V154L114 153H116L115 151H117V156H119V154L121 153V156H119V157H117V156H114V157H112V153H111V150H110V153L107 151V150H109ZM195 151H194V150ZM2 150V149H1ZM42 150V149H41ZM129 150V151H128ZM171 150V152H167V151H170ZM251 150V149H250ZM23 151H24V149H23ZM144 151V152H143ZM157 151V152H156ZM249 151V150H248ZM108 152V153H107ZM118 152H119V154H118ZM174 154H173V153ZM250 152V151H249ZM248 152V153H249ZM263 152V151H262ZM100 153V154H99ZM107 153V154H106ZM184 153V155L182 156V154ZM190 153V154H189ZM191 153H193L194 155H191ZM238 153H240V154H238ZM4 154H2V155H4ZM108 154H110V155H108ZM167 154V155H166ZM181 154V155H180ZM246 154V153H245ZM251 154H252V152H251ZM1 155V154H0ZM105 156V158H106V156H107V158H106V163H107V161H109L110 159H108L109 157L111 158V163L109 164V163H107V165H105V167H107V169H108V165H111V164H114V166H116L115 168H117V166H119L120 165V167H119V169L117 168L116 170H118V172L117 171H115V168H114V166L112 165V166H109V168H110V171H109V174L106 176V174H104V172L106 173V172H108V170H106L105 169V167H103L104 166V164H105V162L103 161V157ZM166 155V156H165ZM188 155V156H187ZM191 155V156H190ZM230 155V154H229ZM239 155V156H238ZM249 155V154H248ZM6 156V155H5ZM15 156V157H14ZM26 156V157H25ZM92 156V157H91ZM93 156H94V158H95V156L97 157L96 159H94L93 158ZM123 156V157H122ZM125 156V157H124ZM245 156H247V155H245ZM18 157H21L20 159H18ZM91 157V158H90ZM148 157V158H147ZM242 157H244V156H242ZM26 158H28L29 159V162L30 161H32V162H30L32 165H30V163H29V165H28V161H27V159ZM105 158H104V160H105ZM123 158H124V160H123ZM196 158V159H195ZM198 158V159H197ZM238 160V165H239V168L240 169H242L241 171H240V169H239V176H235L233 173H234V171H236V169H234V167H235V165L234 164H236V163H232V162H235L236 161V159ZM247 158H250V157H247ZM246 158V159H247ZM250 158V159H251ZM10 159V160H9ZM15 159H17V161L15 160ZM34 159V158H33ZM79 159H81V160H83L82 162H84V160L86 161V162H88V160H90L89 162H91L93 159H94V161L96 162L95 164H97V165H95L94 164V167H96V166H98V165H100L101 167H100V169L101 170H103L102 172H96V173H94L93 174V172H95L96 171V169H97V171L99 170V166L98 167H96L95 169H93L94 167H91V169L92 170H95V171H92L91 173H90V171H88L87 170V168H89V166L87 167V165H86V167H84L83 165H84V163H81V161H79ZM122 159V160H121ZM244 159V158H243ZM130 160V161H129ZM11 163H10V162ZM94 161H92L93 163H94ZM97 161H99V164L97 163ZM118 161V162H117ZM124 161V162H123ZM244 161V160H243ZM34 162H35V165L34 166H36V168L34 167L33 168V164H34ZM59 162H60V160H59ZM86 163V164H88V165H90L91 163ZM104 162V163H103ZM123 162V163H122ZM131 163V165H130V167L128 168L127 167V165L129 164V163ZM133 162V163H132ZM218 163V164H221L222 165V167L220 168V169H218V170H215V168L216 167H214V164L213 163ZM262 162V161H261ZM23 163H25V162H23ZM38 163V162H37ZM103 163V164H102ZM124 163H126V164H124ZM135 163L136 164H138L137 166H138V169H135L136 168V166H133V165H135ZM245 163H246V160H245ZM21 164V163H20ZM19 164V165H20ZM116 164V165H115ZM124 164V165H123ZM133 164V165H132ZM174 164V165H173ZM198 164H200V165H198ZM230 164H233L232 166H233V169L231 168L232 166L230 165ZM43 168H45V167H47L48 165H45V163H43ZM92 165V164H91ZM125 165H126V167H125ZM246 165L247 164H245V167H246ZM263 165H264V163H263ZM93 166V165H92ZM131 166H133V167H135L134 169H133V167H132V169H131ZM140 166V167H139ZM150 168H149V167ZM260 166H262V165H259V167H257V169H260V170H258L259 172L261 171H263L262 173L264 174V168L263 167H260ZM17 167V168H16ZM83 167V168H82ZM144 167H145V169H144ZM147 167V168H146ZM195 167V168H194ZM236 167H237V170H238V166L236 165ZM14 168V169H13ZM104 168V169H103ZM152 168V169H151ZM158 168V169H157ZM181 168V169H180ZM197 168V169H196ZM204 168V169H203ZM233 170L232 171V173H231V171H228V169L229 170H231V169ZM246 168H248V166L246 167ZM248 168V169H249ZM42 169V168H41ZM81 169H82V171H83V173L84 174H82V173H80V172H82L81 171ZM121 169V170H120ZM125 169V170H124ZM131 169V171H129ZM150 169V170H149ZM163 169H164V172H163ZM180 169V170H179ZM194 169H196V170H194ZM200 169H202L201 171H199ZM254 169V170H253ZM115 173L116 172V177H114L115 176V174L112 172V171ZM138 172V171H141V170H143V171H141V172H143L142 174L141 173H139V177H138V173L136 172V171ZM144 170H145V172H144ZM153 170V171H152ZM85 171H86V173H87V175L89 174V176L90 177H88L87 175H85ZM119 171H121L120 173H119ZM154 172V174H153V176H152V174H151V172ZM184 171V172H183ZM198 171V173H195V172H197ZM213 171V172H212ZM253 171H255L256 173H254ZM15 172H19V171H15ZM23 172H21V173H15L16 174V176L18 177V175L19 174H22ZM36 172V173H35ZM127 172H130V174L133 176H131V179H133V184H130V175L127 173ZM133 174H132V173ZM146 172H148V173H146ZM227 172V173H226ZM237 172V171H236ZM247 172H248V170H247ZM260 172V173H261ZM13 173H14V171H13ZM30 173V174H29ZM44 173V172H43ZM49 173V177H51L52 178V176H54V174L55 175H58V174H60L59 172L57 173V172H48ZM100 173H102V174H100ZM137 173V174H136ZM155 173H156V175L158 174V176H159V178L157 177V179H156V181H160L159 182V184H157V187H158V185H159V187L157 188V187H155V184H154V182H148V183H146L145 181H143L142 179H141V177H142V175H144V174H147V176H148V181H149V179L150 180H152V178L154 179L153 181H155ZM168 173V174H167ZM203 173L205 174V175H203ZM208 173V178H206L207 177V174ZM223 173V174H222ZM228 174L227 176H229V175H231V174H233L235 177V180H234V178L232 177L233 175H231L229 178H227V176H225L224 174ZM230 173V174H229ZM242 173H246V175H248V174H250V178L249 177H247L246 175H244V174H242ZM261 173V174H262ZM25 174H26V172H25ZM37 174V175H36ZM46 174V173H45ZM96 174V175H95ZM103 174H104V176H103ZM113 174V175H112ZM117 174L119 175V174H121V175H119V177H120V180H118V178L119 177H117ZM141 174V175H140ZM149 174H151V176L149 175ZM163 174H165V176H163ZM218 174L220 175V177H218ZM236 174V173H235ZM23 175H24V173H23ZM34 175V176H33ZM42 175V176H41ZM93 175V176H92ZM112 175V176H111ZM202 175V177L200 178V176ZM260 175V174H259ZM36 176H37V178L38 179H36ZM91 176H92V178H91ZM96 176V177H95ZM99 176H102V177H99ZM141 176V177H140ZM195 176V177H194ZM197 176V177H196ZM205 176V177H204ZM112 178V179H109V178ZM134 177H138V179L137 178H134ZM149 177H151V178H149ZM162 177V178H161ZM164 177H167V181L165 180L164 181ZM170 177V178H169ZM210 177V178H209ZM213 177H218L217 179L215 178H213ZM224 177H226V178H224ZM239 178V179H237V178ZM33 178V179H32ZM197 178H198V180H197ZM203 178V179H202ZM246 178V179H245ZM85 179V180H84ZM95 179V180H94ZM122 179V180H121ZM160 179V180H159ZM172 181H171V180ZM200 179V180H199ZM202 179V180H201ZM204 179H206V181L204 180ZM207 179H208V181H209V183H211V182H213L214 181V183H217L218 182V186L219 185H221V187L219 186H217V188H215L216 189V191H215V189L213 190V191H211V193L209 192V190H208V188H206V187H204L206 184H208L207 182ZM229 179V180H228ZM244 179V185H241V183L243 182L242 180ZM17 180H19V179H15V181H17ZM45 180V179H44ZM44 180H41V182L40 183H43L44 182ZM98 180H100L101 182H102V184H101V182H99ZM146 180V181H147ZM169 180H170V182H169ZM212 180V181H211ZM241 182V183H239V181ZM247 181V183L248 184H246V181ZM20 181V180H19ZM28 181V180H27ZM62 181H65L64 179L62 180ZM96 181H98V183H96ZM121 181H123V182H121ZM142 184H140L139 182ZM197 181V182H196ZM232 181V182H231ZM262 181V180H261ZM261 181H259V182H261ZM111 182V183H110ZM162 182H169L168 184L170 185H172V186H174L175 184H177L176 186H177V188L178 187H180V188H178V189H182L181 191L179 190H176V191H174V190H169V189H167V191H165L166 189L165 188H167L166 186H167V183L166 184H162ZM219 182H221L220 184H219ZM31 183V182H30ZM114 183V184H113ZM116 183H118L117 185L118 186H116L117 187V189H120V190H122L123 189V192L121 191V193L122 194H118V192L120 191H118L117 189H114V188H112V186L113 187H115L114 185H116ZM139 183V184H138ZM144 183V184H143ZM150 183V184H149ZM155 183H158V182H155ZM236 183V184H235ZM101 184V185H100ZM111 184V185H110ZM148 184L149 185H152L151 187H152V189H151V187H150V189H149V187H148ZM162 184V185H161ZM97 185H99V187L97 186ZM131 185V186H130ZM134 187H133V186ZM135 185H137V186H135ZM160 185L163 187V186H165L163 189H160V188H162V187H160ZM181 185V186H180ZM196 185H199V186H201V188L200 187H198V188H191V189H189L190 191V193L188 194V193H186L187 192V188H189V187H192V186H196ZM225 185V186H224ZM231 185V186H230ZM89 186V187H88ZM94 188H93V187ZM97 186V187H96ZM106 187V188H104V187ZM120 186V188H118ZM172 186H171V188H172ZM176 186H174L173 188H176ZM226 187L225 189H224V187ZM233 186H234V189H232L233 188ZM237 186V188H236V190H239V191H235V187ZM247 186V188L245 189V187ZM115 187V188H116ZM136 187V189H138V187H139V189L137 190V192L135 191L136 189H133V188H135ZM153 187H155L154 189H153ZM227 187L229 188V189H227ZM252 189H251V188ZM102 189V188H104L103 189V192L101 193V191L99 190V192L97 191L96 192V190H94V189ZM122 188V189H121ZM148 189L149 191H150V193H148V190H145V189ZM170 188V189H171ZM172 188V189H173ZM176 188V189H177ZM249 188V189H248ZM109 189V190H108ZM140 189H141V193L143 194L142 196H141V193H140ZM165 189V190H164ZM193 189V191L192 192H194L195 191V189H197V191H195V192H197V193H193V197L191 198V190ZM199 189V190H198ZM205 189V190H204ZM245 189V190H244ZM248 189V190H247ZM89 190H90V192H91V190H92V192H91V194H90V192H89ZM107 191V193L109 194V195H112V196H114V197H112V198H106L105 199V197H107V194L104 192V191ZM115 190H117L116 192L117 193H115ZM125 190V191H124ZM127 190V191H126ZM146 192H145V191ZM162 190H164L163 191V193H165L166 194V196H164L165 194H163V193H161V191ZM168 190H169V192H170V196L174 199L175 197L174 196H172V194L173 195H175V196H177V194L179 193V192H181V194L179 193L178 195H179V197H176L178 200H180V202H181V204L179 203V201L178 200H176V202L177 203H179L180 205H178V207H180L181 206V209L183 208V211H184V213H183V211L182 210H180L179 208V210L181 211V215L182 216H184V218H185V216L186 215H184V214H189L186 210H189L190 211V213H192V211H194V210H190L188 207L187 208H185L186 206H185V204L187 205V203H188V205L187 206H189V203L191 204V202H190V200L189 199H191V200H193L194 199V197H198V200H196V198L194 199V200H196V202L197 201H199V203L198 204H200V200L202 201L201 202V204H202V206L201 205H197V207H201V209H202V207H204L205 208V210L204 209H202L203 211H201L202 213L201 214H199V216L198 217H201V216H203V217H201L200 219H201V221H200V219L197 217H195V216H192V215H194V214H192V215H190V217L191 218H194L195 217V219H194V221L191 219V221H192V224H191V221L189 222V220H187V219H190V217H189V215L185 218V220H184V222H185V224H184V222H181L182 224H184V228H185V225H186V227H187V229L185 228V231H189L188 232V234L186 235L185 233H187V232H185V231H182V233L183 232H185V233H183V235H181V236H183V240H181V236L179 235V232H176L178 229H180V231H181V229H182V227L183 226H180V228H178L175 232H174V234L172 233L173 232V230H174V228L172 229V232H171V239H170V236H169V234L167 235V233H170V231L168 232V230H166L167 232H166V235H164V233H162L163 235L162 236H168V238L169 239H167L166 237H164L165 238V240L164 241H162V239H164V238H162V236L160 235L161 234V232H163L162 231V229L165 227V228H167V229H169V227L171 226H173L174 225V222L172 223V218L174 219V218H177V216H178V212L180 213V211L178 210V212H174V211H176V209H177V206L176 207H173V206H171V202H169L171 199V197H167V195H169L168 194ZM186 190V191H185ZM220 191V193H218L219 191ZM94 191L96 192L95 194L96 195H99V194H97V193H101V194H103V195H101V197H100V201H98V200H94V198H95V196H94ZM143 191L145 192V193H147V195H149V197H150V200H148V199H146V198H144V200L143 201H145L146 202V200H148V201H150V203L147 201V203H146V206H147V208H148V205L149 204H153V198H154V206L156 207H158V206H160L161 205V203H163V205H164V207H165V209H163V210H160V207H162L163 208V206H160L159 207V209L157 208H155V209H151L152 208V204H151V206L149 205V207H151V208H149V209H151V213L152 212H154V213H150V211H149V214H150V218H149V215H145L144 216V214H146L147 213V211L145 210V207L146 206H144V205H142V206H144V208H142L143 209V211L140 209V208H138L139 206H141L140 205V202H142V204H145V203H143V201H142V199H143V196L145 195V193H143ZM152 191V192H151ZM160 191V192H159ZM177 192V193H172V192ZM232 191V192H231ZM88 192H89V194H88ZM112 194H111V193ZM128 193L129 195H130V197H134V201L130 198L129 199V197L126 195V193ZM139 192V193H138ZM167 192V193H166ZM183 192V193H182ZM216 192V194H217V196H216V194L214 195V193ZM245 192H247V193H245ZM120 193V192H119ZM160 195H159V194ZM227 193V194H226ZM106 194V195H105ZM116 194V195H115ZM125 194V196H122V195H124ZM139 194H140V198H139ZM152 194V195H151ZM154 194V195H153ZM222 196H221V195ZM227 195V197H225L226 195ZM92 195V196H91ZM108 195V196H109ZM146 195V196H147ZM157 195H158V197L160 198V199H158V197H157ZM184 195H186V196H184ZM225 195V196H224ZM244 195H246V196H244ZM94 196V197H93ZM100 196V195H99ZM105 196V197H104ZM151 196H152V198H151ZM180 196H181V198H180ZM202 196V197H201ZM216 196V197H215ZM230 196H231V198H230ZM237 196H238V198H237ZM242 196V197H241ZM97 197V196H96ZM102 197L104 198V201L106 202H104L103 201V199H102ZM117 197H120V198H118V199H120L119 201H118V199H117ZM122 197H125V198H122ZM128 197V198H127ZM253 197V198H252ZM256 197H257V199H256ZM114 198H115V200L116 201H118V202H116L115 200H114ZM123 200H122V199ZM127 198V199H126ZM138 198H139V200H138ZM155 198H157V200L155 199ZM169 200H168V199ZM175 198V199H176ZM184 198V199H183ZM187 198V199H186ZM202 198H204L203 200H202ZM205 198L207 199V200H205ZM210 198H212L213 200H211V201H209L210 200ZM227 198H229V199H227ZM260 198V199H259ZM97 199H99V198H97ZM102 199V200H101ZM112 199V200H111ZM128 199H129V202H131V206H128V205H130V203L128 202ZM146 199V200H145ZM166 199H167V201H166ZM172 199V200H173ZM218 199H220V200H218ZM236 199V200H235ZM237 199L240 201H238V204L236 203L237 202ZM254 201H253V200ZM96 201V203H94V201ZM114 201L113 202V204H112V202H111V204L108 202V201ZM158 200L160 201V202H158ZM181 200H183V201H181ZM205 200V201H204ZM242 200V201H241ZM246 200V201H245ZM250 200H252V201H250ZM256 200V201H255ZM174 201V200H173ZM209 201V202H208ZM216 201H218V202H216ZM222 201V202H221ZM135 202V204H136V202L137 203H139V205H138V207L135 205V204H133ZM156 202H158V203H160V205L159 204H157V205H155L156 204ZM168 202V204L171 206H169L171 209L170 210H168V211H171V212H173V214H177L176 215V217H172V216H174V215H172L171 213V215L170 214H168L167 216H166V212H168L167 211V209H169V207L167 208V203ZM176 202H175V204H176ZM182 202H184V203H182ZM194 202V201H193ZM192 202V205H190V206H193V204L195 205V203H193ZM205 202V203H204ZM233 202V203H232ZM242 202V203H241ZM247 202V203H246ZM231 203V204H230ZM87 204V205H86ZM93 204H95V205H97V206H95V205H93ZM102 204V205H101ZM107 204H109L108 206H107ZM220 204V205H219ZM234 204H235V206H234ZM239 205V206H237V205ZM243 204V205H242ZM251 204H253V206L251 205ZM100 205L102 206V207H100ZM111 205H113V206H111ZM166 205V206H165ZM172 205H174V204H172ZM212 205H214V207L215 208H213V206ZM218 205H219V207H221L220 209H218L219 207H218ZM222 205V206H221ZM241 205V206H240ZM249 207H248V206ZM256 205H259V207H256ZM87 206V207H86ZM103 206H105L104 208H103ZM132 206H134V207H132ZM141 206V207H142ZM189 206V207H190ZM207 206V207H206ZM210 206V207H209ZM230 206L232 207V208H230ZM234 206V207H233ZM245 206H247L248 207V209H247V207H245ZM251 206V207H250ZM86 207V208H85ZM97 207V208H96ZM120 207V208H121ZM173 207V208H172ZM193 207H195V206H193ZM197 207H195V210H200V209H197ZM239 208V209H236V208ZM240 207H242V208H240ZM112 208H113V210H112ZM131 208H133L132 210H130ZM134 208H138V209H140L141 211L140 212H142V214H141V216H143V221H141V222H144V224H146L145 226H144V224L143 223H140V219L142 220V217L140 216V212L138 211V209H137V211H138V213L136 212V210H134ZM252 208H253V210H252ZM256 208H258V210L256 209ZM107 209V210H106ZM149 209H147V210H149ZM173 209H175L174 211H173ZM191 209H194V208H192L191 207ZM215 210V211H217V213H218V215H219V217L221 216V218H219L218 216H216L215 214H216V212H211L212 210ZM233 209V210H232ZM241 209L243 210V212L245 211V213H240L241 212ZM85 210V211H84ZM87 210V211H86ZM106 210V211H105ZM121 210L125 213V212H128V214L127 213H125V214H123V212H121ZM145 210V211H144ZM157 210H160V214L162 215L165 211V213H164V215L166 216V219H164V220H166V221H168V219H170L171 218V220H169L170 222H168V224H167V222L166 221H163L164 223V226L162 225V226H158V228H155V227H157V225H161L160 223L162 222V219L163 218H165V217H162V219H161V216L158 214V213H156V212H158ZM209 210V211H208ZM247 210V211H246ZM97 211V212H98ZM256 211H259V212H257V213H255L254 214V212H256ZM264 211V210H263ZM130 212V213H129ZM136 212V214H138V215H136V214H134ZM144 212H146V213H144ZM161 212H163V213H161ZM209 212L210 213H212V215L210 214L209 215ZM238 214H237V213ZM5 212L4 211H2V212H0V214H4ZM194 213V212H193ZM195 213H196V211H195ZM206 214V213H208L206 216L204 215V214ZM214 213V214H213ZM234 213V214H233ZM5 214H8V213H5ZM4 214V215H5ZM102 214H105V213H102ZM127 214V217L129 216V217H131V218H125L126 220H128V219H131V221L130 220H128V221H130V222H127V225H125L126 223V221L124 222V217H126L125 215ZM131 214H132V216H131ZM155 214H157L158 216H160L159 217V219L157 218L158 216H156ZM197 214H198V211H197ZM197 214H195V215H197ZM203 214V215H202ZM264 214V213H263ZM112 215H113V213H112ZM153 215L154 216H156V218L159 220H157L156 218V221L154 220V217H153ZM170 215V216H169ZM180 215V216H181ZM208 215L209 216H211L212 217V220H214V223L212 222V220H210L209 218H207L208 217ZM214 215V216H213ZM241 215H243V216H241ZM0 216H2V215H0ZM9 216V215H8ZM78 216V217H77ZM94 216V215H93ZM109 216V217H108ZM139 217V220L136 222L135 220H137L138 219V217ZM150 219V221H148V218ZM181 216V217H182ZM205 216V217H204ZM252 216V217H251ZM3 217V216H2ZM6 219H5V218ZM3 218L5 219V220H7V219H9V218H7V215L6 216H4ZM77 217V218H76ZM115 217H116V219H118V221H120L121 222V224L123 225H125V227L127 228H129L130 229V227L133 225V224H131V223H135L136 222V224L134 225V227H136L137 226V228H133V227H131V229L133 228V230H131V232L130 231H128V228L126 229L125 227H123V226H119V225H121L120 224V222H119V224L117 223V222H114V220L116 221V219H115ZM122 217V218H121ZM133 217V218H132ZM134 217H136V219L134 218ZM146 217V218H145ZM210 217V218H211ZM214 217V218H213ZM218 217V219H217V221H216V218ZM227 217H228V219H227ZM241 217H242V219H244L243 221H240L239 219H241ZM257 217V218H256ZM109 218V219H108ZM113 218V220H111ZM144 218H145V220H144ZM168 218V219H167ZM178 218H179V216H178ZM178 218L177 219H174L175 220V223L176 222H178L179 220H178ZM202 218H203V220L205 219V220H207V222L210 220V222H209V224L211 225H213L212 226V230L210 229L211 228V226H209L208 225V223L206 222V221H202ZM254 218V219H253ZM3 219V220H4ZM87 220V221H85V220ZM100 219V220H99ZM102 219V220H103ZM106 219H107V221H106ZM121 219H122V221H123V223H122V221H121ZM132 219H135V220H132ZM147 219V220H146ZM161 219V220H160ZM181 219V218H180ZM182 219H183V217H182ZM181 219V220H182ZM196 219H199L197 222H199L200 221V223L199 224H201V222H203L202 224H203V226H204V229H205V226H209V231L208 230H206V231H208V233L206 232V235H205V233H201L203 236H205V239L204 238H202V239H198L197 240V236L198 235H200L201 236V234H199L200 233V231H195V229H197V228H193L194 227V225H197V227H198V223L197 222H195V220ZM82 220H83V223H85V222H88V223H90V226H93V225H95L94 227H92V228H94V229H92L89 225H88V223H85V226H86V224L89 226L88 228L87 227H85V229H84V224L81 226V224H80V222H82ZM100 221V222H98V221ZM151 220H152V222H151ZM180 220V221H181ZM218 220H222V224L223 225H225V224H228V228L229 229H227L228 231H230L229 233H226V228H223V229H225V232H222V231H224V230H220V229H222V227H220V226H222L221 225V223L218 221ZM261 220V221H260ZM263 220V221H262ZM20 221V220H19ZM19 221H18V223H19ZM85 221V222H84ZM96 221V223L94 224V222ZM111 221V225H109V222ZM135 221V222H134ZM145 221H147V222H150L149 223V225H150V227L152 226V227H154L156 230H158V229H161L162 227V229L160 230V231H155L152 227V229L149 227V225H147L148 223L146 222L145 223ZM155 221V222H154ZM158 221V223H156ZM186 221H188L190 224H189V227L187 226V223L188 222H186ZM216 221V222H215ZM246 221V222H245ZM255 221H260V222H257L256 224L258 225V227H257V225L254 223ZM8 223L7 224V227H9V230L12 228H10V226H13V223L14 224H16L17 225V227L19 226V229H20V231L18 230V229H16V227H15V229L13 228V231L15 232V233H13L12 232V229L10 230V232L12 233H8L7 232V234L9 235H11V237H9V238H12V241H11V239H9L8 238V235H6L7 237H4V238H7V240L9 239L12 243H13V237H14V235H16V232H17V234H19V232H21V226H20V224L18 225V223L16 222H14L12 219H11V223H10V220L8 221H5L4 222V227L6 228V230H8V228L5 226V223ZM21 222V221H20ZM65 224H66V222L65 221H63ZM114 222V226L116 227H114L113 226V228L111 227L112 226V223ZM206 223V225H204L205 223ZM219 223L218 225L216 224V223ZM252 222L254 223V225H252ZM9 223L11 224V225H9ZM76 223V222H75ZM129 223V224H128ZM169 223H171L172 225H170ZM197 223V224H196ZM248 223H251V226H249L248 225ZM263 223V224H262ZM106 224V225H107ZM118 224V225H117ZM138 224H139V226H138ZM142 224V225H141ZM153 224V225H152ZM168 226H167V225ZM178 224V225H177ZM176 224V226H179V222ZM202 224H201V226H202ZM215 224V225H214ZM261 224L263 225V227L261 226ZM9 225V226H8ZM16 225H14V226H16ZM98 225V224H97ZM118 226V229H117V226ZM129 225H130V227H129ZM190 225H192V230L194 229V231L195 232H193V234L194 235H197V236H194L193 234H191L190 233V231H191V228H190ZM216 225H217V227L219 228H217L216 227ZM237 225V226H236ZM247 225L249 226V228H251L252 229V227H253V229H255L254 227H256V229H255V231H257V232H255L253 229V231L251 230V229H249V228H247ZM13 226V227H14ZM29 226H31V225H27V227H23L24 229L25 228H28ZM50 226H53V225H50ZM81 226V227H80ZM105 226V225H104ZM146 226H147V228H146ZM167 226V227H166ZM175 226V225H174ZM208 226H207V228H208ZM246 226V227H245ZM75 227V228H74ZM123 227V228H122ZM138 227H140V228H138ZM148 227L151 229L150 231L148 230ZM196 227V226H195ZM214 227H215V229H214ZM233 227V228H232ZM237 227V228H236ZM242 227H244V229L243 230H248L247 231V233H249V234H247L248 236H250L249 238H248V236H247V239H252L253 241L255 240V242L256 241H259V240H262L263 242L261 243V241H259V242H257V243H253V241L250 239L249 241H247V239L245 240V238H246V231H243V232H241L242 234H244V235H242V234H240V230H242ZM262 227V228H261ZM122 228V229H121ZM125 228V229H124ZM144 228V229H143ZM188 228H190V230L188 229ZM198 228H200V229H202V231H204V229H203V227H200V225H199V227ZM206 228V229H207ZM239 228V229H238ZM246 228V229H245ZM258 228H260L259 230H258ZM30 229V230H29ZM84 229V230H83ZM89 229V230H88ZM114 229V230H113ZM119 229H120V231H119ZM124 229V230H123ZM135 229V230H134ZM146 229V230H145ZM200 229H198V230H200ZM5 230V229H4ZM3 230V232H4V234H5V231ZM17 230V231H16ZM23 230V229H22ZM27 230H29V231H32V228L30 227V228H28ZM91 230V232H89ZM97 230V231H96ZM122 230H123V232L125 231H128L129 232V234L128 233H124L125 234V236L123 235L122 236ZM137 230V231H136ZM171 230V229H170ZM210 230L211 231H213V232H211L212 234H214V235H212L211 233H209L210 232ZM218 230V232H220L219 233V235H218V232H217V234H215V232ZM239 230V231H238ZM28 231V232H29ZM119 231V232H118ZM132 231H136L137 232V234H136V232H132ZM155 231V232H154ZM238 231V233L241 235H238L236 232ZM140 232V233H139ZM142 232H143V235H142ZM146 232V233H145ZM152 233L151 234V237H150V235L149 234H147V233ZM165 232V231H164ZM192 232V231H191ZM251 232H253V233H251ZM133 233H135L134 235L136 236V240H134L133 238H135V236L133 237V238H131L132 236H133ZM157 233V235H160L159 237H161L162 239H160L157 235L156 236H154L153 237V235H155ZM193 236H191L190 234ZM195 233H197V234H195ZM224 233L226 234L225 236H224ZM233 233V234H232ZM14 234V235H13ZM111 234H117V235H121L120 236V238L119 237H115L114 235V237H115V239L117 238V241L119 240V241H121L120 239L121 238H126V239H124V240H122V243H120V242H114L113 243V241H115L114 240V238H113V236H111ZM138 234H139V236L140 237H138ZM141 234V235H140ZM147 236H145V235ZM172 234H173V238H175L176 237V239L174 240V242L176 241V243L178 244V243H180L179 245H177V246H175V245H173L172 246V243H171V245H167V244H169L168 242H166V239L169 241V240H171L172 241ZM175 234H178V235H176V236H174ZM184 234H185V237H187L188 236V239L186 238L185 239V237H184ZM207 234H210L211 236H212V238L211 239H209L210 241H207L208 240V237H210V235H208L207 236ZM220 234H222L221 235V240L223 239V238H225L224 240H222V241H226L228 238V234H232V236L231 235H229L230 236V240L228 239L226 242H223L222 243V241L220 240V242H218L217 240L219 239L218 237L220 236ZM236 236H235V235ZM13 235V236H12ZM94 235H96V236H94ZM101 235L102 236H104V238L103 237H101ZM116 235V236H117ZM130 235V236H129ZM189 235H190V237H192V239L191 238H189ZM218 235V236H217ZM237 235H238V237H237ZM252 235V236H251ZM87 236V235H86ZM179 236V237H178ZM200 236H198V237H200ZM207 236V237H206ZM216 236V237H215ZM223 236V237H222ZM98 237H100V238H98ZM112 237V238H111ZM150 238V239H152V240H150V239H147V240H145L146 238ZM155 237L157 238V239H159V240H155ZM195 237V238H194ZM202 237V236H201ZM231 237H233V238H231ZM241 238V241H242V239H244L242 242L240 241V238ZM259 237H261V236H259ZM15 238V237H14ZM107 238H108V240H107ZM112 240L113 239V241H110V239ZM119 238V239H118ZM141 238V240L140 241H142L143 239ZM153 238H154V240H153ZM207 238V239H206ZM216 238H218L217 240H216ZM255 238V239H254ZM261 238H263L264 239V237H261ZM92 239H94V240H92ZM100 239V240H99ZM178 239H180L179 241H178ZM190 239L191 240H195V243H193V241H191V244H190ZM215 239V240H214ZM231 239H233V240H231ZM6 240V241H7ZM8 240V241H9ZM15 240V239H14ZM88 240V241H87ZM104 240V241H103ZM132 240H134L133 242H132ZM149 240L152 242V241H156L155 243H150L149 242ZM161 240V241H160ZM188 240V241H187ZM212 240V241H211ZM3 241H5V240H3ZM90 241V242H89ZM94 241V242H93ZM97 241V242H96ZM110 243H108V242ZM139 241V240H138ZM139 241V242H140ZM183 241L185 242V244H186V242H188L189 243V245H185L184 243H183ZM207 241V242H206ZM230 241V242H229ZM232 241V242H231ZM233 241H235V242H233ZM244 241H247V242H244ZM251 241H252V244H251ZM11 242L9 243V245L11 244ZM93 242V243H92ZM139 242H137V243H139ZM157 242L159 243V245L161 246L162 245V247H160L159 249H157L158 248V244H157ZM160 242H162V244L160 243ZM173 242V241H172ZM173 242V243H174ZM137 243H135V245H136V247H138V244ZM164 243H165V245H166V247H165V245H164ZM218 243V244H217ZM224 243H228V245H227V247H225V244ZM232 243V244H234V245H236V247H241V249H240V251H243V254H245L244 253V249L246 248V246L248 247V243H250V248L251 249H249V247L248 248H246L247 249V251H246V249H245V251H246V253L248 252V250H253V253H255V254H251V252H248V254L246 255V258H247V260L245 259V257H244V255H243V257L240 255V253L242 254V252H240V251H238L239 250V247H238V249L235 247H233V245L231 246L230 244ZM237 243H241V245H238ZM243 243V244H242ZM244 243H245V245H244ZM248 245H247V244ZM6 244L8 245V242H6ZM104 244H106V245H104ZM111 246V245H113V246H111V249H110V247H109V245ZM119 244H120V246H119ZM144 244L141 242L140 244H139V249H141V247H142V245L144 246ZM155 244H157V246H154ZM215 244V245H214ZM254 244V246H251V245H253ZM256 244H258L260 247L262 246V248H263V250H261V251H259L258 252V250H260L261 248L260 247H256V246H258V245H256ZM92 245V246H91ZM134 245V244H133ZM134 245V246H135ZM185 245V246H184ZM193 245V246H192ZM195 245V246H194ZM201 245V246H200ZM210 245V246H214V248L212 247H208V246ZM256 245V246H255ZM123 246V247H122ZM206 246H207V248H206ZM229 246H230V248H229ZM242 246H244L243 248H242ZM6 247V246H5ZM114 247V248H113ZM115 247H116V249H115ZM132 247V246H131ZM191 247H192V250H193V252H191L192 250H191ZM3 247H1V249H2ZM106 248H108V250L106 251L105 250V254L104 255H107V257L106 258H103L102 256H104V255H102L101 256V254L100 253H98V254H100V256L98 257V255H96V253L99 251V252H102V249H103V251H104V249H106ZM186 248V249H185ZM189 248H190V250H189ZM205 248V249H204ZM227 248V249H226ZM260 248V249H259ZM172 249V250H171ZM180 249H183V251L182 250H180ZM233 249H235V251L233 250ZM243 249V250H242ZM256 249H258V250H256ZM97 250V251H96ZM109 250H110V253H109ZM131 250H136L134 253H133V251L131 252ZM171 250V251H170ZM178 250H179V252L181 253H178ZM187 252V254L189 255V254H191V255H193V256H195L194 258H195V260H197V262L194 260V258H193V256L190 258V256L191 255H189V256H187V254H185L186 252ZM221 250V249H220ZM226 250V251H225ZM256 250V251H255ZM94 251H95V253H94ZM148 251V252H147ZM234 251V252H233ZM238 251V252H237ZM255 251V252H254ZM147 252V253H146ZM167 252V253H168ZM172 252H173V254H172ZM223 252H227V253H229V254H231V256H230V258H232L231 260H230V258H229V254H227V253H225V255H222V253ZM236 253V254H233V253ZM257 252V253H256ZM112 253H111V255H112ZM120 253V252H119ZM155 253H156V255H158V256H156L155 255ZM159 253V254H158ZM192 253H195V254H192ZM239 253V254H238ZM250 253V254H249ZM95 254V255H94ZM102 254H103V252H102ZM169 254L167 255L168 257H166V259L168 260V263H169V261H170V256H169ZM182 254H184V255H182ZM216 254V255H217ZM224 254V253H223ZM233 254V255H232ZM91 255H94L93 257H94V259L92 260V256ZM142 255V256H141ZM153 255H155V257L156 258H160L158 261H157V259L155 260L156 262H154V259H155V257L153 256ZM209 255H210V258H212V259H210V263L212 262H217L216 260L214 261V259H216V258H218L219 256L217 255L216 256V258L214 257L215 256V253H214V256L213 257H211L212 255H213V252H212V255L209 253ZM234 255H236V257L234 256ZM238 255H240L241 257H239V259H242V260H240V262H237V261H239V259H237L236 260V258H238ZM250 255H252V256H250ZM255 255H257L256 256V258L254 257ZM96 256H97V258H96ZM118 256L116 255V253H115V256L113 255V258H118ZM135 256V255H134ZM134 256H132V258H124V263L126 262V264H130L132 261V263L131 264H133V263H137V262H135L133 259H135V257ZM206 256H204V257H202L201 258V260H206L207 259V257ZM227 256H228V259H227ZM250 256V257H249ZM258 256H259V258H258ZM172 257L173 258H175L176 256H171V261L170 262H173V264H175V263H177L176 262V260L177 259H173L172 260ZM233 257H234V260H233ZM113 259V260H115V262L114 261H112L111 260V262H110V264H116L117 263V259ZM140 259V261L142 262H140V261H138L139 259ZM176 258H178V257H176ZM185 258V259H186ZM203 258H206V259H203ZM209 258V257H208ZM224 258H226V259H224ZM250 258H252V260L250 259ZM254 258V259H253ZM258 258V259H257ZM100 259V260H99ZM103 259L104 260H106L105 262H103ZM111 259H112V257H111ZM127 261H126V260ZM184 259V260H185ZM190 259V260H189ZM218 259H220V258H218ZM257 259V260H256ZM166 260V261H167ZM192 260V261H191ZM195 262H194V261ZM201 260H199V261H201ZM212 260V261H211ZM223 260H226V261H223ZM236 260V261H235ZM87 261V260H86ZM121 261H123V259H119L118 260V263L117 264H120V262ZM160 261V262H159ZM181 260H179L178 259V263L177 264H187V262H185L184 263V261H183V263L182 262H180ZM186 261V260H185ZM208 262H209V260H207ZM206 261V262H207ZM227 261H229V262H227ZM259 261V262H258ZM165 262V261H164ZM175 262V263H174ZM192 262V263H191ZM204 262L205 261H202V262H198V263H200V264H204ZM226 262V263H225ZM122 264H124L123 262H121ZM137 263V264H138ZM167 263V262H166ZM167 263V264H168ZM197 263V264H198ZM211 263V264H212ZM255 263V264H256ZM109 264V263H108ZM170 264V263H169ZM208 264V263H207Z\"/></svg>",
  "mask_w": 264,
  "mask_h": 264
},
{
  "label": "bare ground",
  "instance_id": "bare-ground-1",
  "mask_svg": "<svg viewBox=\"0 0 264 264\" xmlns=\"http://www.w3.org/2000/svg\"><path fill=\"white\" fill-rule=\"evenodd\" d=\"M150 1V0H149ZM158 1V0H157ZM164 1H166V5H165V9H163V5H160V4H162V3H159V4H157L158 5V7H157V5L156 6H154V7H150V9L153 11V13L155 12V16H156V13H157V15H160L159 13H161V12H163V13H161L162 15H163V17H162V15L161 16H159L158 18H156V17H154L155 18V21H156V19H160V22L159 23H157V21L155 22V26H153L154 28H158V29H156V30H159V28L160 27H158V26H162V28H160V29H163V30H165V28H168L169 26H171L172 27V25H173V20L172 21H170L169 19H170V17L169 16H172V18H174V19H176L177 17H176V15H174V14H177V16H178V14H179V16L180 15H182V14H185L186 15V13H187V15H189V12H194L195 10H197L196 8H197V5H198V0H164ZM207 4H210L209 6H211V8L213 7V9H211V10H215L214 12H215V14H217V13H221L222 12V10H223V13H221V14H219V15H221V16H223V14L227 11V10H225V9H232V10H234L235 9V11H236V9H237V11H239V10H241V11H245L244 13L246 14V16H248V14H249V17H246L247 19L248 18H250V16H252V20L254 19V18H256V21H257V17L256 16H260V17H258V20H259V23H260V25H261V28L259 29V25L257 26V24H259V23H257L256 24V26H255V23H253V21L252 20H250V19H243V20H246L245 22H249L248 24L250 25V27H251V24H253L254 25V27L256 28H258V30L256 31V30H251L250 32V34H247V35H242V36H240L241 35V30H240V28H241V26L242 25H244V21H243V23H241V24H239V23H237V21L236 20H238V18L236 19V18H231V20H232V24H231V26H229V28H232V33H234V32H236L237 30H238V33H240V34H238V33H236V34H238L240 37H234L233 35H228V32L227 31H229V33H230V29H228V25H229V23H231V20L229 21V23H228V20H227V22H225L226 20H225V18H223V21H224V23H226V25H225V27L223 26V30H224V28H226V29H228L226 32H227V34L226 35H224L223 33H221V35L223 34V37H225V40H223V42H221V43H217V46H216V44H215V42L214 43H212V44H210V43H208L207 41H206V44L208 43V44H210L209 46H211L209 49H214V51H212V50H208L207 48H206V46H208V44L205 46V48L208 50V52H206V51H203L202 49L203 48H201L200 46L201 45H198V47L200 48V50H202L201 52H199V51H196V52H198V53H196V52H194V53H192V54H189V53H187L184 57H186L187 58V61H186V63H184L182 60H179V61H174V59H173V61L174 62H170L169 60H167L166 59V57H164L163 55L160 57V55H158L159 53H157L156 52V50L157 51H162L163 50V45H161L160 44V42H154V41H152L153 39H154V37H152V38H150L151 37V35L149 36L148 34L152 31V30H154V33L156 32V34H158V35H161L160 34V32L159 33H157V31H155V29H153V27H152V29H146L147 31H146V35H148L149 36V38H147V36L145 35V34H142V32H141V35L139 36V35H137V34H139V33H133L132 31V29H135L136 28V25H134V28H132V24H130V25H132L131 26V30L132 31H130L131 33H132V35L131 36H133V34H136V35H134L133 37L135 38V37H137L136 38V40L132 43V44H135V45H137L136 44V41H137V39H140V40H142L143 38H144V36L147 38V40L149 41H152V42H154V43H159L158 45L160 46V48H158V45H157V48H155V49H153L152 47V49L150 50H145V48L144 47H147V44H144L143 42H147L146 40L144 41V40H142L143 42V46L142 47H140L139 45V48H141V50H139V49H137V50H130L131 49V47H130V49L129 48H126L125 46V44L124 45H122V49L125 47V49H129L130 50V52L125 56L124 54H121V55H123L120 59L121 60H119L118 59V61H116L117 63H112V62H110V59H109V62L107 61V60H104L103 59V57H102V55H103V52L104 51H102L100 48H107V46H109L110 45V43L112 42V37H110L109 38V36H110V33H112V27L114 26V25H112V27H109L108 25H106V24H104V26L102 25V23H99V21H96L95 19H94V21L97 23H95L96 25L94 26V25H92L93 27H92V31H95V32H97L96 30H98L99 32H100V29L101 30H103V29H107L108 28V30H103L104 31V34L106 35V39L108 40V44H105V42H107V40L105 39V38H103V36L101 35V37L99 38L100 40H102L101 41V44L99 45V42L98 43H94V42H96V41H94L93 42V38L92 37H90V36H88V37H90V43H88V42H86L87 40H83L84 42H86V44H88V47H90V46H92V43H93V47H99V46H101V45H103L104 44V46L103 47H100V48H97V50H99L100 49V51H99V53H100V56L101 57H98V51L96 52V50H92V55H97V57L99 58V60H100V58H101V60L100 61H102V59H103V61H102V63L98 60V62H100L101 64H99V66H103L104 65V75L102 74V79H98L99 77H97V76H99L100 75V70H99V72H96V70H97V68L94 66V65H92V68H93V66L96 68V70H95V68L93 69V70H95L94 72H92V74H93V76H90L91 74H89V73H91V72H89V73H86L87 75H84V71H85V68H88V69H86V71L87 70H91V68H89V67H91L88 63H92V64H94L96 61H95V59L97 58V57H95V59H93V58H91V57H89V58H87L88 59V61H85L86 60V56L84 55V53H86V51H88V50H86V49H83V48H85L84 46H83V43L81 44V43H78V42H76V40L78 41V40H81V38H83V39H85L87 36H85L84 35V33L81 31L82 29H85V28H83V27H81V26H79V24L78 23H76L77 24V26H79L81 29H79V28H77V26H76V28L77 29H79V31H80V34H79V38L81 37V35H82V33H83V37H81L80 39H76L75 41H74V38H76V36H78V34H76V33H79V31L77 32V30H76V33H75V27L73 26V25H75V23H73V22H71V21H73V19L70 17V23H72V24H70L69 22H67V24L69 25V26H71V28L72 29H70L69 27H68V25H67V29H66V27H65V31H68V28L70 29L69 31H68V33L66 34H62L63 36H64V38L62 39L61 37L62 36H59L61 33H64V30H63V28L61 29V27H59V30H57V31H60V30H62V31H60V33L59 32H57V31H55L56 29H58V28H55L54 26H53V28H55V30H53V28L51 27L52 25H55V23H53V21L51 22V23H53V24H51L50 23V25L51 26H45L44 28L45 29H41V21H43V20H41L40 21V18H41V16H40V14H51L50 16H52L53 14H65L67 11H69L68 12V14L70 13L71 14V11H73V12H80V11H82V10H84L83 12V16L84 17H86V15H88L86 18H88L89 16H92V15H94V17L95 16H97L96 14H102L103 12H105V13H103L104 14V17H105V15L107 14V16H108V18H109V16L110 17H115V15H117L118 16V14H135L136 16V18H137V16H140V17H144V15H145V17H146V19L148 18V16L149 15H147V14H149L148 13V11H149V8L147 7V4H144V2L142 1V0H0V2H1V5H0V14H2L1 16L5 19V21H7L6 19L8 18V17H10L11 19H12V16H13V21L10 19V18H8V21H9V19L12 21H10V23L7 21V23H5V21H4V23L2 22V20H3V18H2V20H0V36H2V34H3V37H4V35L6 34V33H8L9 34V32L11 31V28H13V25H14V22H16L17 24L16 25H14V26H16L17 27V31L15 30V31H11L10 32V34H13V36L14 35H19V36H21L20 34H26V35H28V34H30L29 35V38L27 37V36H25V38H24V40H23V38H21V37H19V38H21L23 41H28V43L30 42L31 43V45H30V43L28 44V45H26V42H25V44H23V43H21V41H20V43L19 42H17L19 39H17L16 38V36H15V38L13 37H9V35H5V39L3 38V37H1V42L3 41H5V43L4 44H2L1 45V42H0V45H1V49L2 48H4V46L5 47H9V44L7 45L6 43H9V42H11V41H14L18 46H17V51H19V49H20V51L18 52V53H16V52H13L14 50L12 49V48H15L14 47V45L15 44H13V46H10V48H8V49H4L5 51H7V50H10L9 52H12L13 54L15 53V54H17V56L14 54V59H11V60H13V61H9L10 59H8L7 60V56H6V52L5 51H3L2 53L3 54H5V55H3V56H1L2 58H6V59H4V60H6V61H8L7 62V65H9V66H6V65H3V64H0V87L1 88H4V87H6L7 85H9V83L11 82L10 81V78H13V77H15V81H16V79H20L21 81H22V84L23 85H21L22 87H23V89L25 88V86L26 87H29V89L31 88V86H29V85H37L38 86V91L40 92V90L42 91V92H46V93H48V94H51V95H53V96H59V98L61 99V95H64V94H70V95H72V94H74L73 93V91H76V92H78L79 93V91L81 92L80 94H76L77 96H79V97H82V95H85V94H87V93H89L88 91H91V92H93V91H95V90H97L98 92H102V93H104L106 96H108L107 97V99H109L110 98V96L111 95H113V94H115L116 92H125L126 93V91L127 90H133L134 88H139V89H158V88H166V87H168V88H173V89H178L179 90V88L180 89H182V88H194V87H196V89H198L199 87L198 86H202V85H209L210 87L209 88H211V86L212 85H210L211 83H216L217 82V84H215V86L216 87H218L217 85H219V83H218V81L217 80H219V79H224L225 81H227L229 78H231L232 76H234V75H237V74H239L240 73V71H243L242 72V76H240L241 77V81H242V79H244V77L246 76L247 78H249L250 76H251V72H250V69L248 70V68H251V71L253 72L254 71V69L256 68V70H259V71H261V75L258 77V78H256V79H254L253 81H251V82H247V81H249V80H251L253 77H254V75L250 78V79H246V83L245 82H243V84H239L240 83V79H239V86L237 87V85H235L234 84V86H232L233 84H231V87H234V88H231L230 89V84H223V85H225V87H224V91H226V86H228L229 87V89L225 92V94H220V95H216L215 94V92H217V89L218 88H214V85H213V87L212 88H214L215 89V92H213V96L211 95L212 94V91L211 90H208V91H211V98H212V100L210 99V100H207L205 103H200V101L198 102L197 100H199V99H197V100H189L188 99V97L186 98V99H188V100H186L185 101V103L183 102V103H180L179 102V104L178 103H176L175 105H174V107H173V111H177V112H179V111H189V112H199L200 110H202L203 108H205V110H210L211 109V105H212V103H216V102H220V101H222V100H224V99H230V101H232V102H239V100L241 99H243V98H246L247 96H251L252 97V95H254L255 96V98L254 97H252V98H254V99H257L258 100V97H260L259 96V94H260V92L262 91V90H264V88L261 90V91H258L259 89H261L262 88V86H264V69H258V66H259V68L261 67L262 68V66L264 67V61L262 60V59H264V25L263 24H261V21H260V18H261V16H263L262 14H264V0H232V3H233V5H232V7H231V4H228V3H230V1L228 0V2H227V0H204ZM91 2V3H90ZM154 2V1H153ZM153 2H150V3H153ZM227 2V3H226ZM60 3H64L65 5L64 6H62L63 4H61L60 5ZM149 3V4H150ZM155 3H157L156 1H155ZM154 3V4H155ZM201 2H199V4H200ZM228 4V5H227ZM122 6V7H124V11L119 7L118 9H116L117 8V6ZM151 5V4H150ZM203 5V4H202ZM225 5H227V6H225ZM167 6V7H166ZM196 7V8H195ZM113 8H115V11L113 10V12H111L112 11V9ZM156 8H158V9H156ZM168 8V9H167ZM195 8V9H194ZM222 8H225V9H222ZM85 10H86V12H85ZM111 10V11H110ZM157 10H158V12H157ZM162 10H165V12L164 11H162ZM169 10V11H168ZM224 10H225V12H224ZM231 10V11H232ZM110 11V12H109ZM188 11V12H187ZM231 11H229L231 14H232V12ZM237 11H236V13H237ZM151 12V11H150ZM229 12H227V13H225V14H228ZM115 13V15H113ZM152 13V12H151ZM202 13V12H201ZM229 13V14H230ZM238 13H240V12H238ZM7 14H13L12 16H9L8 15V17L6 16ZM15 14H18V15H16L15 16ZM22 14H31V16L29 17V19H32L33 18V16L32 15H35L34 17V19H35V21H34V19H32L31 20V22L32 21H34L35 23H34V25H33V22L31 23L30 22V24L24 19V18H22ZM73 14V13H72ZM75 14V13H74ZM90 14H92V15H90ZM108 14H110V15H108ZM142 14V15H141ZM144 14V15H143ZM173 14V15H172ZM225 14H224V16H225ZM233 14H235V12H233ZM241 14V13H240ZM239 14V15H240ZM251 14V15H250ZM252 14H254V15H252ZM256 14H258V15H256ZM4 15V16H3ZM81 15V14H80ZM80 15L78 16V18L80 17ZM113 15V16H112ZM167 15H169V16H167ZM186 15V16H187ZM195 14H193V15H190L192 18H194V17H196V18H198V17H200L201 19H203L204 17H206L207 19L209 18V14H201V15H204V17H201V16H198L197 17V15H195ZM236 15H238V14H236ZM238 15V16H239ZM241 15H244L243 13L241 14ZM256 15V16H255ZM5 16L7 17V18H5ZM24 16V15H23ZM29 16V15H28ZM50 16H48L49 17V19L47 20V21H49V20H51L52 18L50 17ZM103 16V15H102ZM101 16V17H102ZM116 16V17H117ZM153 16H154V14H153ZM165 16H167V17H169V18H167L166 19V17ZM179 16H178V21H176V22H179V20L181 19V21H182V16H180L181 18L179 19ZM186 16H183L184 18H187ZM190 16H188L189 17V19L191 20V18H190ZM223 16V17H224ZM245 16V15H244ZM244 16H242V17H240L239 18V20L241 19L242 20V18L244 17ZM253 16H255V17H253ZM18 19H17V18ZM115 17V18H116ZM126 17H129V19H124V20H120V18H119V21H120V23L121 24H125V23H127L126 21H130V17H131V15L130 16H126ZM134 16H132V18H133ZM145 17H144V19H142L141 18V20H139V22L141 21L142 22V25H143V28H147L148 26H150V28H151V25H152V22H154L153 20L151 21L150 20V18L148 19L149 21H151V25H149V23L147 24V23H143V20H145ZM212 17V16H211ZM218 17V16H217ZM220 17V16H219ZM227 17H229V16H227ZM0 18V19H1ZM36 18H37V20H36ZM75 18V17H74ZM80 18H82V16L80 17ZM90 19L92 18V17H89ZM96 18H99V17H96ZM106 18V17H105ZM107 18V19H108ZM136 18H134V21L136 20ZM162 18H164L163 19V21H162ZM171 18V19H172ZM206 18H204L203 20H204V22H206L207 23V26L209 27L210 26V23H212L213 21H209V22H207L206 20ZM264 18V17H263ZM18 20V21H15V20ZM21 19V20H20ZM23 19V20H22ZM54 19V18H53ZM140 19V18H139ZM189 19H185L186 20V22H185V27L187 26V28L186 29H188V27L190 26L189 24L187 25V23L189 22L190 23V20ZM221 19V18H220ZM234 19H235V21H234ZM262 19V18H261ZM80 20V19H79ZM78 20V21H79ZM82 20V19H81ZM116 20V19H115ZM118 20V19H117ZM116 20V21H117ZM148 20H145L146 22H148ZM164 20H166V21H164ZM169 21V24L171 23L172 25H169L168 27H166L164 24H168V21ZM198 20V19H197ZM238 20V22H240ZM251 21V24H250V21ZM68 21V20H67ZM77 20H76V22H78ZM94 21L92 20H89V23H88V20L86 21L87 23H88V25L90 26L92 23H90V22H93V24H94ZM110 22L112 21V19L111 20H109ZM128 21V22H129ZM131 21H133L132 19H131ZM174 21V22H175ZM180 21V23L182 24L183 23V21L181 22ZM255 21V20H254ZM55 22H59V23H61V21H59V20H55ZM81 22V21H80ZM162 22V24L160 25V23ZM165 22H167V23H165ZM198 22V21H197ZM203 22V21H202ZM234 22L236 23V24H239V25H237V27L239 26V29L237 28V27H235L236 25L234 24ZM242 22V21H241ZM258 22V21H257ZM39 23V24H38ZM112 24H114V22H111ZM117 23V22H116ZM131 23V22H130ZM135 23V22H134ZM180 23L178 24V25H175L174 27H179L180 26ZM195 23V22H194ZM205 23V24H206ZM216 23V22H215ZM223 23V24H224ZM228 23V24H227ZM245 24L246 25V27H248L249 28V25L248 24ZM13 24V25H12ZM33 25V29L32 30H28L29 29V27L30 26H32ZM36 24H38V25H40V26H36ZM82 24V23H81ZM83 24H85V22L83 23ZM98 24H100V25H98ZM120 24V26L122 27V25ZM148 25V26H146L145 27V25ZM157 24V25H156ZM175 24V23H174ZM184 24V23H183ZM193 24V23H192ZM200 24H201V22H200ZM202 24H204V23H202ZM209 24V25H208ZM217 24V23H216ZM234 24V25H233ZM153 25H154V23H153ZM198 25V24H197ZM212 25H213V27L215 26L214 24H211V28H213L212 27ZM219 25V24H218ZM218 25H216V27L218 26ZM245 25L244 26H242V29H244L245 28ZM248 25V26H247ZM12 26V27H11ZM29 26V27H28ZM43 26V25H42ZM87 26V25H86ZM99 27V29H97L98 27ZM106 26V27H105ZM119 26V25H118ZM140 26H141V24H140ZM182 26V25H181ZM193 26V25H192ZM233 26V27H232ZM23 27V28H22ZM47 27V28H46ZM91 27V26H90ZM90 27H88V28H90ZM94 27H95V29H94ZM125 27V28H124ZM142 27V26H141ZM140 27V28H141ZM163 27H165V28H163ZM171 27L167 30V31H169V34H168V40L169 41H171L172 42V40H170V38H169V36L171 37V35H173L174 34V31H172V30H170L171 29ZM183 28H185L184 26H182ZM181 27V28H182ZM199 27V26H198ZM207 27V28H208ZM216 27H214L213 29L216 31V33H215V31H212V33L216 36L217 34H219L220 32V30H218V29H216ZM220 27V26H219ZM235 27V28H234ZM253 27V26H252ZM251 27V28H252ZM253 27V28H254ZM49 28H51V31L52 32H56V38L58 39V42H57V44L55 43L57 40H55L53 37H51V38H42L43 37V35L41 36V38L39 37V36H37V38L35 37L36 35H35V32H33V31H37V30H39L38 32L40 33V30H44V32H41V33H45V36L47 37V36H49L50 37V35H46L47 33H46V31L48 32V33H51L50 32V29ZM75 28V29H74ZM124 28V30H122ZM126 28L128 29L129 27H127V26H123L122 27V32H124V31H127L126 30ZM203 28V27H202ZM222 28V27H221ZM221 28H219V29H221ZM35 29V30H34ZM74 29V30H73ZM94 29V30H93ZM109 29H110V31L111 32H109ZM115 29V30H114ZM114 29H113V35H114V39L116 38V34H115V31H117V32H119V29L117 30V28H115V26H114ZM129 29V30H130ZM180 27L177 29L178 30V32H180ZM190 29H192V30H189V31H193L194 32V30H196L195 28H194V30H193V28L191 27ZM206 28H204V30H205ZM233 29H234V32H233ZM236 29V30H235ZM27 30V31H26ZM121 30H120V33L122 34V32H121ZM137 30H138V26H137ZM162 30V31H163ZM176 30V31H177ZM185 30V29H184ZM202 30V29H201ZM218 30V31H217ZM239 30H240V32H239ZM245 30H247V29H244V31ZM9 31V32H8ZM73 31H74V33H73ZM87 31V30H86ZM88 31H89V33H90V31H91V28L90 29H88ZM148 31H149V33H148ZM175 31V32H176ZM183 30H181V32H182ZM187 31V30H186ZM252 31H253V33H252ZM54 32V33H55ZM70 32V33H69ZM94 32V33H95ZM105 32H107L108 34H106ZM116 32V33H117ZM129 31H127V33L126 34H128L127 36H126V39L127 38H130V40H129V42H131V39H132V37L130 36V32L128 33ZM170 32H171V34H170ZM184 32V31H183ZM182 32V33H183ZM197 32V34H199L198 33V31H195V33ZM218 32V33H217ZM14 33H16V34H14ZM57 33H59V34H57ZM74 35H76L73 39H71L72 38V36H73V34ZM93 33V32H92ZM92 33H90V34H92ZM94 33H93V36H96V35H94ZM98 33V32H97ZM103 32H101L100 34H102ZM125 33V32H124ZM153 33V34H154ZM188 33L189 32H186V33H183V34H181L180 35V37H182V35L184 36V34H186L187 35V37H188ZM210 33H211V31H210ZM209 33V34H210ZM24 34V35H25ZM70 34V35H69ZM71 34H72V36H71ZM103 34V35H104ZM194 34V33H193ZM207 35V37L208 36H210V35ZM32 35H35L34 37H35V39L34 38H31L32 37ZM69 35V36H68ZM124 35V34H123ZM186 35H185V37H186ZM190 35V34H189ZM195 35V34H194ZM214 35H213V37H214ZM220 35V34H219ZM31 36V37H30ZM58 36H59V38H61L60 40H59V38H58ZM202 36V35H201ZM236 36V35H235ZM85 37V38H84ZM87 37V38H88ZM98 37H99V34H98ZM140 37V38H139ZM142 37V38H141ZM184 37V38H185ZM186 37V38H187ZM191 37H193V36H191ZM196 37H198V36H196ZM212 37V36H211ZM216 37H218L219 38V36H216ZM40 38V39H39ZM67 38V39H66ZM71 39V42H73V46L75 47H73L72 46V44H71V42H70V40H69V42H68V39ZM86 38V39H87ZM134 38L132 39V41L134 40ZM146 38H144V39H146ZM172 38V37H171ZM178 38V37H177ZM39 39V40H38ZM109 39H111L110 41H109ZM117 39H119L118 37L116 38V40ZM152 39V40H151ZM176 39V38H175ZM174 39V44H176V40ZM191 39V38H190ZM64 40H66L64 43L65 44H67V46L65 45V47L66 48H64V44L62 43V41H64ZM103 40H106L104 43H102L103 42ZM120 40V39H119ZM128 40V39H127ZM158 40V39H157ZM184 40V39H183ZM188 40V39H187ZM203 40V39H202ZM207 40V39H206ZM210 40V39H209ZM208 40V41H209ZM217 40V39H216ZM219 40V39H218ZM7 41V42H6ZM9 41V42H8ZM36 41H38V43H40L38 46L36 45V44H38V43H36L35 44V42ZM61 41V42H60ZM89 41V40H88ZM115 41V40H114ZM113 41V42H114ZM168 41V42H169ZM179 41V40H178ZM192 41V40H191ZM199 41V40H198ZM55 44H54V43ZM59 42L60 43H62V46L59 44ZM118 42V41H117ZM123 42V41H122ZM141 42V41H140ZM152 42H150V43H152ZM202 42V41H201ZM205 42V41H204ZM211 42H213L212 40H211ZM68 43H70L69 45H68ZM76 43L78 44V45H76ZM116 43V42H115ZM137 43L138 44H140L138 41H137ZM170 43V42H169ZM173 43V42H172ZM172 43H170V45L172 46V45H174V44H172ZM23 45L24 46V48L23 49H21L23 46H21V45ZM58 44H59V47H57L58 46ZM76 46H75V45ZM81 44V45H80ZM128 44V43H127ZM187 44V43H186ZM214 44V45H213ZM4 45V46H3ZM7 45V46H6ZM11 45V44H10ZM30 45V46H29ZM34 45V46H33ZM56 47H55V46ZM98 45V46H97ZM105 45H107V46H105ZM141 45V44H140ZM169 45V46H170ZM213 45V46H212ZM3 46V47H2ZM16 46V45H15ZM25 46H26V48H25ZM72 46V47H71ZM80 46H83L82 47V49L83 50H85L84 52L83 51H81V50H79L78 52L80 53V51L81 52H83V55H84V57H83V55H82V53H81V57H83V60L86 62H83V60L81 59V58H79L78 59V57H75V56H77V53H75V51H77L76 50V48L77 49H79L80 48ZM111 46V45H110ZM129 45H127V47H128ZM168 46V47H169ZM175 46V45H174ZM208 46V47H209ZM214 46H216V48L214 47ZM218 46H221V47H218ZM60 47H63L62 49L65 51V50H67V52L69 51V49H67V48H70V50H71V48H72V50L71 51H73V49H74V55H73V53L71 54L70 52L67 54L66 52L64 53V51L62 50V52L60 51L61 49H59ZM88 47H86V48H88ZM93 47H91L92 49H93ZM114 47H116V46H114ZM137 47V46H136ZM165 47V46H164ZM167 47V46H166ZM177 47V46H176ZM28 48H30L29 49V53H31V52H33V55H35V56H29V57H27V60L28 59H38L37 57H39L38 55H37V52H39V53H41V55H42V53H43V55L41 56V57H48V59L51 61V60H55L54 58L56 57V59L58 58V55H56L57 53L58 54H60L61 55V57H60V55H59V58L60 59H62V57H64L65 56V54H66V56L67 55H70L71 54V56H70V58H67L66 56V58L69 60V61H71L72 62V60H74L75 58H77V60H79V61H73L75 64H73V62H72V64L69 62V63H66V65H68V67H70V68H68V69H66V68H64L63 69V67L62 66H65V63L64 62H67L68 60L67 59H65L64 60V58L62 59V61L64 60V62H60V61H57V63H58V65H60V63L61 64H63L62 66L60 65V67H58V65H57V67L58 68H62V70L61 69H58V68H56V71L58 72H52V70L54 69V67H56V65H55V63H54V61H51V62H53L52 64H51V66L50 67H53L51 70H49L50 72H52V73H48L49 75H44L45 73H44V71L42 70V69H40L41 71L40 72H43L44 74H39L38 72L39 71H35L34 70V68H35V66H36V62H34L33 64H31V61H29V64H28V62H26L25 61V57H24V55H25V53H26V50H28ZM51 48L55 51L54 53L53 52H51L50 54L52 55V53H53V59H51V55L49 54V53H47V52H50V50H51ZM91 48H89V50H91ZM138 48V47H137ZM144 48V49H143ZM198 48V49H199ZM16 49V48H15ZM26 49V50H25ZM95 49V48H94ZM109 49H110V47H109ZM113 49V48H112ZM117 49H121V47L119 46ZM216 49V50H215ZM235 49H237L236 51H234ZM23 50H24V52H23ZM37 50V51H36ZM39 50V51H38ZM52 50V51H53ZM57 50L59 51V52H57ZM105 50V49H104ZM128 50V51H129ZM194 50V49H193ZM196 50V49H195ZM127 51V52H128ZM186 51V50H185ZM212 51V52H211ZM23 52V54H21ZM57 52V53H56ZM91 52V51H90ZM93 52H94V54H93ZM102 52V53H101ZM106 52H108V51H106ZM113 52H115V53H117V52H119L118 50H113ZM210 52V53H209ZM1 53V52H0ZM12 53L9 55V53L7 54L8 55V58H13V55H12ZM46 53V54H45ZM79 53H78V56L80 57V55H79ZM96 53V54H95ZM105 53V52H104ZM184 53V52H183ZM182 53V54H183ZM18 54H21V55H23V57H24V59L23 58H21L22 56L21 55H18ZM28 54V52L26 53V55ZM44 54L46 55V56H44ZM48 54V55H47ZM102 54V55H101ZM126 54V53H125ZM50 55V56H49ZM54 55H56V56H54ZM87 57L89 56V53L87 52ZM106 55V54H105ZM10 56V57H9ZM18 57V56H21L20 57V59H23V60H21L22 62L24 61L25 63H27V64H25L24 62V64L22 63V62H20V59H19V57H18V59L16 58V57ZM118 56L120 57V55L118 54ZM47 57L45 58V61H46V63L49 61V60H47ZM85 58V59H84ZM97 58V59H98ZM113 58H115V57H113ZM116 58H117V56H116ZM182 58V57H181ZM15 59H17V61L19 60V62H20V64H18L16 61H15ZM70 59H72V60H70ZM91 59H92V61H91ZM96 59V60H97ZM106 59H107V57H106ZM172 59V58H171ZM178 59H180V57L178 58ZM41 60H43L42 58H41ZM81 60V61H80ZM16 62V63H13V62ZM45 61H41V63H40V61H37V62H39L41 65L40 66H42V65H45L44 64V62ZM49 61V62H50ZM263 61V62H262ZM0 62H2L3 63V61L2 60H0ZM33 62V61H32ZM42 62H43V64H42ZM48 62V67H49V63ZM77 62H79V63H77ZM81 62H82V64L83 63H85V66H84V64L83 65H78V66H76L77 64H81ZM98 62H96V64L98 63ZM105 62V63H104ZM11 63V64H10ZM263 65H262V64ZM13 64H15L14 66H15V68L13 67ZM31 64V65H30ZM69 64H71V65H69ZM95 64V65H96ZM253 64H255V65H253ZM259 64V65H258ZM19 65V66H18ZM53 65H55V66H53ZM88 65H89V67H88ZM257 65V66H256ZM262 65V66H261ZM34 66V67H33ZM46 66V65H45ZM87 66V67H86ZM9 67H11V68H9ZM33 67V68H32ZM38 67H39V65H38ZM43 67V66H42ZM47 67V66H46ZM49 67V68H50ZM246 68H247V70H246ZM254 68V69H253ZM37 69V68H36ZM99 69V68H98ZM242 69H244V70H242ZM253 69V70H252ZM45 70V69H44ZM55 70V69H54ZM58 70H60V72L58 71ZM85 71V72H86ZM98 71V70H97ZM246 71H247V73H246ZM88 72V71H87ZM98 73V75L97 74H94V73ZM255 72V74H257V73H259L258 71H254ZM257 72V73H256ZM244 74H246V75H244ZM248 74V75H247ZM260 74V73H259ZM258 75V74H257ZM13 76V77H12ZM94 76H95V78H94ZM249 76V77H248ZM243 77V78H242ZM118 81V82H117ZM235 81V80H234ZM230 82H231V79H230ZM233 82V81H232ZM225 83V82H224ZM233 83H236L237 84V80H236V82H233ZM242 83V82H241ZM20 84V83H19ZM14 85H16L15 83H14ZM17 87H19L18 85H16ZM236 86V87H235ZM33 87H35L36 88V86H33ZM198 87V88H197ZM203 87H206V86H203ZM203 87H201L202 88V90H204L203 89ZM220 88L222 87V83H220V86H219ZM20 88V87H19ZM207 89V88H206ZM205 89V90H206ZM214 89H212L213 91H214ZM191 90H193V89H191ZM200 90V89H199ZM85 91H87V92H85ZM221 91V90H220ZM83 92V93H82ZM84 92H85V94H84ZM91 92H90V94H91ZM96 92V91H95ZM263 92V91H262ZM100 93H96V94H94V95H97V98L100 100L101 98H104L105 97V95H103L104 97H98V94H99V96H100ZM154 93V92H153ZM156 93H157V91H156ZM190 94V93H189ZM262 94V93H261ZM263 94H264V92H263ZM261 95L262 97L260 98V99H262L263 97H264V95ZM88 96H90L89 94H87ZM93 95V94H92ZM93 95V97H89V98H95L94 100H97L96 99V97ZM162 95V94H161ZM77 96H76V98H77ZM67 97H69V96H67ZM74 97V96H73ZM159 97H161V96H159ZM164 97H165V95H164ZM204 97V96H203ZM70 98V97H69ZM75 98V97H74ZM162 98V97H161ZM183 98V97H182ZM181 98V99H182ZM197 98V97H196ZM199 98V97H198ZM248 99H249V97H247ZM72 99V98H71ZM155 99H157V98H155ZM179 99V98H178ZM202 99V98H201ZM259 99V100H260ZM6 101V100H11V103H6V102H2V101ZM89 100H91V99H89ZM160 100V99H159ZM203 100V99H202ZM204 100H205V98H204ZM237 100V101H236ZM240 100V105L243 107V105L242 104H244V102L242 103V101ZM244 100V99H243ZM247 100V99H246ZM25 101V100H24ZM179 101V100H178ZM177 101V102H178ZM183 101V100H182ZM193 101V102H192ZM226 101V100H225ZM249 101H253V99H250ZM254 101H256V100H254ZM36 102V101H35ZM77 102V101H76ZM98 102H100V101H98ZM246 102V101H245ZM248 103V107H249V104H252V103ZM257 102V101H256ZM170 103V102H169ZM223 103V102H222ZM257 103H259V108H258V104ZM257 103H253V105L254 104H256V106L255 107H251V106H253V105H250V107H251V109H253V108H255V112H257L256 114H257V117L255 118L254 116H251L250 114H249V116H250V118H248L247 117V115L245 114V116L244 115H242V116H244V117H246V118H244L243 117V119H244V122H245V125L246 126H244L243 127V129L245 130V132H247V134L249 135V136H251V137H257L258 139H263L264 140V116H263V118L262 117H260V119H258L257 120V118H259V116H260V114H259V116H258V112H260L261 114L262 113H264V108H263V110H260V111H256V107H257V109H260L261 107H264V101H262V103H263V105L261 104V107H260V102H257ZM95 104V103H94ZM100 104L102 105V102L101 103H99V106H100ZM143 104V103H142ZM24 105V107H26L27 106V104H23L22 102L20 103L18 100H14L13 99V97H11V96H9V95H7V94H4V93H2V92H0V110H7V109H14V108H17L18 106H23ZM83 105V104H82ZM85 105V104H84ZM87 106H88V104H86ZM89 105H90V103H89ZM222 105V104H221ZM239 104H238V106H240ZM246 105V103L244 104V106ZM238 106H236L235 105V107H238ZM216 107H217V105H216ZM231 107H232V109H233V106L231 105ZM234 107V108H235ZM75 108V107H74ZM100 108V107H99ZM172 108V107H171ZM227 108V107H226ZM225 108V109H226ZM239 109H240V107H238ZM168 109V108H167ZM217 109V108H216ZM215 107L213 108V109H211V112L212 113H216L215 112ZM232 109H230V110H232ZM245 109H247V106H246V108ZM250 109V110H251ZM262 109V108H261ZM223 110V109H222ZM236 110V109H235ZM241 110V109H240ZM81 111V110H80ZM164 111V110H163ZM167 111V110H166ZM217 111V110H216ZM224 111H226V110H224ZM237 111H239V110H237ZM248 111V110H247ZM262 111V112H261ZM201 112V111H200ZM203 112V111H202ZM230 112V111H229ZM233 112V111H232ZM242 112V111H241ZM240 112V113H241ZM248 112H250V111H248ZM252 113L251 114H255L253 111H251ZM50 113H51V115H54V113H55V111L54 110H51L50 111ZM175 113V112H174ZM185 113V112H184ZM224 113H226V115H228V113L227 112H224ZM234 113H236V112H234ZM233 113V114H234ZM238 114H239V112H237ZM236 113V114H237ZM71 115V118L72 119H81V118H84L85 116H86V114H84L83 112H79V111H77V110H75V111H72V112H70L69 113V111L68 112H64V115ZM242 114V113H241ZM241 114H240V117H241ZM262 115H264V114H262ZM234 116V115H233ZM232 116V117H233ZM47 117V116H46ZM93 117V116H92ZM197 117V116H196ZM49 118V117H48ZM60 118V117H59ZM42 119V118H41ZM51 119V118H50ZM60 119H62V118H60ZM60 119H58V120H60ZM68 119V118H67ZM66 119V120H67ZM99 119H101V118H99ZM219 119V118H218ZM238 119H240V118H238ZM237 119V120H238ZM64 120V119H63ZM65 121V120H64ZM87 121V120H86ZM56 122V121H55ZM68 122V121H67ZM94 122V121H93ZM248 122H252V123H254L253 125H252V127L251 126H248ZM92 123V122H91ZM224 123V122H223ZM229 123V122H228ZM89 124V123H88ZM231 124V123H230ZM2 125L3 124H1V126L0 127H2ZM78 125H80L79 123H78ZM150 125V124H149ZM234 125V124H233ZM153 126V125H152ZM231 126V125H230ZM12 128L14 127V126H11ZM233 127V126H232ZM2 128H4V127H2ZM2 128H0V131H1V129ZM10 129V131L12 130V132H14L15 133V127L13 128V129ZM234 128V127H233ZM17 129V128H16ZM151 130H152V128H150ZM5 130V129H4ZM19 130V129H18ZM17 130V131H18ZM153 130H155L154 129V126H153ZM224 130V129H223ZM19 131H21V130H19ZM38 131V130H37ZM43 131V130H42ZM82 132V131H81ZM161 132V131H160ZM221 132V131H220ZM225 133V131H222V133ZM3 133V132H2ZM13 133V134H14ZM16 133H18V132H16ZM54 133H55V131H54ZM62 133V132H61ZM74 133V132H73ZM72 133V134H73ZM78 133V132H77ZM83 133V132H82ZM81 133V134H82ZM166 133V132H165ZM179 133H181L180 131H179ZM214 133V132H213ZM229 133V132H228ZM20 135L22 134L21 132L19 133ZM19 134H17V135H19ZM70 134V133H69ZM69 134H67L68 136H70ZM182 134V133H181ZM212 134V133H211ZM219 134V133H218ZM217 134V136H219ZM229 134H231V133H229ZM17 135H15V136H17ZM34 136H32L33 137V139H31V140H33V142L30 144V146L27 144V143H29L30 141H28V138H26L25 137V139L26 140H23L24 139V137H23V134L21 135L22 136V140L24 141L22 144L20 143L21 141H19L18 143H17V141L15 142L16 143V145L18 144V145H21V147L24 149V151H23V149H21V147L20 146H18L17 148L15 147L16 145H15V143L13 142L12 144L13 145H15L14 147H12V148H14V149H18V151L19 152H23V157L22 158H24V155H26L30 160H33V161H36V166H37V168H36V166H34L35 165V162H34V164H33V168L35 167L36 169H39L38 167L40 166L41 168L39 169V170H41V172H42V170H43V172L41 173V174H43V176H45V178H43V179H41V180H44V182L43 183H40L41 182V180H39L38 182H33L32 180H30L29 181V179L28 178H30L31 176H29L28 174H27V172H29L30 171V173H31V169L29 170V171H21V170H24L25 168H26V166L27 165H25L26 164V160H23V161H18L19 163H17V167L19 168V166H20V168H22V169H18V170H15L14 168V170H11L12 169V167H11V165L10 164H8V156L10 157V159H12L11 157L13 156L12 154H16V152L14 153L13 151L11 152V156H10V154H9V151H8V153L6 152L5 154L3 153V152H1V151H4L3 150V146L2 147H0V212H2V211H4L5 213H8V214H0V215H2L3 217L4 216H6L7 215V218H9V219H7L8 221L10 220V223H11V219L16 223H18V221H19V223H18V225L20 224V226H21V232H19V234H17V232H16V235H14V237H13V243L11 242L12 241V238H9V237H11V235L9 234H7V232L8 233H11L10 232V230L12 229V232L13 233H15L14 231H13V228L15 229V227H16V229H18L19 231H20V229H19V226L17 227V225L16 224H14L13 223V226L14 225H16V226H10V230H9V227H7V222L5 223V226L8 228V230H6V228L4 227V222L5 221H7V220H5L2 216H0V264H91L92 262H94V261H89V258H91L90 257V249H92V250H94L95 248L97 249V248H99V247H101V248H103V245H101L100 246V244H99V247H98V245H95V246H97V247H95V246H92V248H90L89 246H88V244H87V242H86V237H88V234H87V232H81V230H79V229H68L67 228V223H68V225H70V226H79V224H77V221H78V219H80L82 216H84L85 217V219H86V217L89 215V213L91 214V212H92V214H91V216L92 217H95L96 215L98 216V214H99V211H98V208H99V206H98V208H97V210L95 211L96 212V214H94L93 213V211H92V209H90V208H92V205H89L90 206V208H88V213H87V215H83V212H80L82 209H83V204L84 203H88V202H90V201H92V200H89V199H87L88 197H87V195L85 194V191H82L81 190V184H82V182H84L83 180H82V178H81V174H79V172H78V166H77V164H76V160H78L77 159V157H84V159L85 160H87V157H88V159H89V156L88 155H91V154H94V155H96L97 154V156H98V153H94L93 152V150H91L90 149V152L92 151L93 153H89V151L86 149V148H89L88 147V145L89 144H86V141H89V140H86V139H82L81 137L79 138L80 139V141H79V139H78V137H77V139H76V142H77V140L79 141V143L81 142V143H83V144H81V145H87V147L86 148H84V147H82L83 149L82 150H77V149H75V146H76V144H75V146H74V143L72 142V139L74 138V136H75V138H76V135H72L73 137L71 138V136L69 137V140L68 141H70V142H66L64 145H62L63 143H60V145H62V148L60 149V147L57 145L56 147L54 146V144H53V142H51V141H49V139H44V140H42V141H39L38 139L39 138H41V137H38V135L36 136L35 134H33ZM55 135V136H54ZM53 136H54V138L55 137H57V139L58 138H61V140H59V141H62V140H64V138H65V140L67 141V139H68V137L67 136H64L63 137V134L61 135H59V134H54ZM66 135V134H65ZM147 135H149V134H147ZM152 135V134H151ZM151 135H149L150 137H151ZM155 135V134H154ZM183 135H185L184 133H183ZM232 135V138H230L229 139V142H227L226 140H228L227 138H225L224 137V139H223V141H219V142H222L221 143V145L220 146H218V147H216L217 148V151H218V153L219 154H228V158H226V160L228 161V159H230V157H232L231 155H237V152L235 153L234 151H236V150H232L231 148H230V144L229 143H231L232 145H233V143H235L236 145H238L236 142L237 141H239L242 145H245V147L247 148V150L246 151H244L246 148L245 147H243V146H241V144H240V146H241V151L239 150L238 151V148H237V151L238 152H242V151H244L245 153L244 154H242V156H244V157H242V156H240V157H238L237 159L239 160V158H242V160L240 159L239 161H242V163L244 162V164H239V165H241V166H243V168H245V172L246 173H250L249 172V170H252L251 168H253L254 166H255V164H256V162H258L259 160H258V158H260L259 156H258V158H256L257 157V150H261V153L264 155V148H262V147H264L263 145V141L261 142L260 141V143H262V144H260V143H258V142H256L258 145L257 146H259V144L262 146V147H260L259 146V148L258 147H254V148H256L255 150H252V146L251 145H253L250 141H249V143H251V145L249 146V145H247L248 144V142H246L245 140V144H243L244 143V141H243V138H235L236 136H234V134H231ZM42 136V135H41ZM79 136V135H78ZM95 136H96V134H95ZM138 136V135H137ZM149 136H147V137H149ZM153 136V135H152ZM162 136H163V134H162ZM202 136H204V135H202ZM209 136H211V135H209ZM208 136V137H209ZM234 136V137H233ZM2 137V135L0 136V138ZM66 137H67V139H66ZM84 137V136H83ZM135 137V136H134ZM196 137V136H195ZM227 137H230V136H227ZM44 138V137H43ZM43 138H41V139H43ZM105 138V137H104ZM143 138V137H142ZM168 138H169V136H168ZM167 138V139H168ZM191 138V137H190ZM210 139H212V141L214 140V136L213 137H209ZM13 139V138H12ZM40 139V140H41ZM71 139V140H70ZM82 139V140H81ZM97 140H98V138H96ZM135 139H136V137H135ZM139 140H140V136H139V138H138ZM138 139H136V140H138ZM182 139V138H181ZM180 139V140H181ZM198 139V138H197ZM207 139V138H206ZM236 139V140H235ZM240 139V140H239ZM1 140V139H0ZM57 140V141H58ZM74 140V142H75V139H73ZM94 140V139H93ZM100 140V139H99ZM104 141H106V139H103ZM183 140H186V139H183ZM209 140V139H208ZM230 140L232 141L233 140V143L232 142H230ZM58 141V142H59ZM85 141V142H84ZM101 141V140H100ZM99 141V142H100ZM119 141V140H118ZM182 141V140H181ZM203 141V140H202ZM3 142V141H2ZM62 142H65V141H62ZM98 142V143H99ZM183 142V141H182ZM20 143V144H19ZM57 143V142H56ZM67 143H73V144H70V145H68ZM85 143V144H84ZM89 143V142H88ZM94 143H95V140H94ZM101 143H104V142H100V144ZM119 143V142H118ZM11 144V145H12ZM67 144V145H66ZM91 144V143H90ZM100 144H98L99 146H98V148L100 147ZM112 144V143H111ZM4 145V144H3ZM12 145V146H13ZM106 145H107V143H106ZM152 145V144H151ZM249 146V147H247V146ZM256 145V144H255ZM5 146L7 147V149H9L11 146H7L6 144H5ZM4 146V147H5ZM27 146H28V149H27ZM89 146H91V145H89ZM104 146V145H103ZM103 146H101L100 148L101 149H103ZM109 146V145H108ZM108 146H106V147H108ZM153 146V145H152ZM159 146H161L160 144H159ZM35 147H39L40 148V150H36V148ZM57 147H58V149H57ZM105 147V150L107 149ZM150 147V146H149ZM156 147V150L157 149H159L158 148V146H155ZM200 147V146H199ZM242 147L244 148V150L242 149ZM26 148V149H25ZM56 148V149H55ZM78 148V147H77ZM79 148H81V146H79ZM91 148H93V146H91ZM138 148H140V147H138ZM148 148V147H147ZM169 148V147H168ZM198 148V147H197ZM253 148V149H254ZM261 148V149H260ZM2 149V150H1ZM7 149H5V151H7ZM42 149V150H41ZM96 149H97V147L94 149L95 150V152H96ZM100 149V150H101ZM155 149V148H154ZM162 149V146L160 147V150ZM240 149V148H239ZM251 149V150H250ZM10 150V149H9ZM21 150V151H20ZM104 150V149H103ZM104 150V151H105ZM110 150L111 149H109V150H107L109 153H110ZM144 150H147L148 151V149H146V146H145V148H144ZM149 150H150V148H149ZM164 150L165 149H163V152H162V150H161V152L162 153H160V154H164ZM194 150V149H193ZM250 152H249V151ZM118 151V150H117ZM117 151H115L116 153H114L113 154V152H112V150H111V153H112V157H114V156H117L116 154H117ZM129 151V150H128ZM150 151H152V150H150ZM195 151V150H194ZM253 151H254V153H256V154H254L256 157H254L253 156ZM263 151V152H262ZM22 152H21V154H22ZM107 152V153H108ZM144 152V151H143ZM157 152V151H156ZM168 153L169 152H171V150L170 151H167ZM249 152V153H248ZM251 152H252V154H251ZM106 153V154H107ZM173 153V152H172ZM240 153H238V154H240ZM2 154H4V155H2ZM100 154V153H99ZM118 154H119V152H118ZM174 154V153H173ZM190 154V153H189ZM230 154V155H229ZM249 154V155H248ZM6 155V156H5ZM8 155V156H7ZM108 155H110V154H108ZM167 155V154H166ZM165 155V156H166ZM181 155V154H180ZM184 155V153L182 154V156ZM191 155H194L193 153H191ZM190 155V156H191ZM245 155H247V156H245ZM25 156V157H26ZM102 156V155H101ZM111 156V155H110ZM119 156H121V153L119 154ZM119 156H117V157H119ZM185 156V155H184ZM188 156V155H187ZM239 156V155H238ZM15 157V156H14ZM92 157V156H91ZM90 157V158H91ZM103 157V156H102ZM123 157V156H122ZM125 157V156H124ZM247 157H253V158H255V160L257 159V161H253V163H255L254 165H253V167H250L249 168V165L251 164L250 162L248 163L247 161H248V159H249V161H251V160H254L253 158H247ZM21 157H18V159H20ZM28 158H26L27 159V163H28V165H29V163L30 162H32V161H30L29 162V159ZM34 158V159H33ZM93 158H94V156H93ZM97 157L95 156V158L94 159H96ZM104 158H105V156L103 157V161L105 162L106 161V158H107V156H106V158H105V160H104ZM148 158V157H147ZM244 158V159H243ZM247 158V159H246ZM9 159V160H10ZM94 159L92 160V161H94ZM108 159H110L109 161H107V163H111V158L109 157ZM196 159V158H195ZM198 159V158H197ZM236 159V158H235ZM236 159V161L235 162H232L233 164L234 163H236V164H234L235 165V167H234V169H236V171H234V175L235 176H239V172L242 170V169H240L239 168V165H238V160ZM13 160V159H12ZM16 161H17V159H15ZM59 160H60V162H59ZM84 160V162H82L83 160H81V159H79V161H81V163H84V167H86V165H87V167L89 166V168H87V170L88 171H90V173L92 172V171H95V170H92L91 169V167H94V164L96 163L95 161H94V163L91 161V162H89L90 160H88V162L89 163H91L90 165H88V164H86V163H88V162H86ZM122 160V159H121ZM123 160H124V158H123ZM244 160V161H243ZM245 160H246V163H245ZM125 161V160H124ZM123 161V162H124ZM130 161V160H129ZM262 161V162H261ZM10 162V161H9ZM23 162H25V163H23ZM38 162V163H37ZM103 162V163H104ZM118 162V161H117ZM122 162V163H123ZM11 163V162H10ZM21 163V164H20ZM43 163H45V165H48L47 167H45V168H43ZM97 163L99 164V161H97ZM102 163V164H103ZM107 163L105 162V164H104V166L103 167H105V165H107ZM129 163V162H128ZM133 163V162H132ZM263 163H264V161L262 160V158L260 159V161L256 164L257 166H255V168L254 169H256L257 170V172L258 173H256L255 171H253L254 173H256V174H258V177H257V180H255V181H251L250 182V185L252 186V187H258V188H261V192H260V196H261V198H262V200L261 201H258L259 202V205L261 206V207H259V205H256V207H259V209H261L262 210V212H259V211H256V212H254V214L255 213H257V212H259V213H257L258 215L259 214H262L263 215V217H264V174L262 173H260L258 170H260V169H257V167H259V165H262V166H260V167H263L264 168V165H263ZM20 164V165H19ZM124 164H126V163H124ZM123 164V165H124ZM214 164V167H216L215 168V170H218V169H220L221 167H222V165L221 164H218L217 162L216 163H213ZM233 164H230L231 166L233 165ZM245 164H247L246 165V167L248 166V168H246L245 167ZM24 165V169H23V167L22 166ZM30 165H32L31 163H30ZM95 165H97V164H95ZM114 166V164H111V165H108V169H107V167H105V169L106 170H108V172H104L103 170H101L100 169V165H98V166H96V167H98L99 168V170L97 171V169H96V171L95 172H93V174L94 173H98V172H104V174H106V176L109 174V171H110V168H109V166ZM116 165V164H115ZM130 165H131V163H129L128 165H127V167L129 166L130 167ZM133 165V164H132ZM138 164H136L135 163V165H133V166H136V168L135 167H133V166H131V169H132V167H133V169L135 168V169H138V166H137ZM174 165V164H173ZM198 165H200V164H198ZM236 165L238 166V170H237V167H236ZM16 167V168H17ZM96 167H94L93 169H95ZM116 166H114V168H115ZM119 167H120V165L119 166H117V168L119 169ZM125 167H126V165H125ZM128 167V168H129ZM140 167V166H139ZM149 167V166H148ZM83 168V167H82ZM117 168H115V171H117L118 172V170H116ZM147 168V167H146ZM150 168V167H149ZM195 168V167H194ZM232 169H233V166L231 167ZM230 168V169H231ZM104 169V168H103ZM131 169L129 170V171H131ZM132 169V170H133ZM144 169H145V167H144ZM152 169V168H151ZM158 169V168H157ZM181 169V168H180ZM179 169V170H180ZM197 169V168H196ZM196 169H194V170H196ZM204 169V168H203ZM229 170L228 169V171H231V173H232V171L233 170ZM239 169H240V171H239ZM253 169V170H254ZM27 170H28V166H27ZM121 170V169H120ZM125 170V169H124ZM150 170V169H149ZM202 169H200L199 171H201ZM247 170H248V172H247ZM13 171H14V173H13ZM15 171H19V172H15ZM33 171H34V169H33ZM33 171H32V173L31 174H33ZM59 172L60 174H58V175H55L54 174V176H52V178L51 177H49V173L48 172ZM81 171H82V169H81ZM112 171V170H111ZM136 171V170H135ZM141 171H143V170H141ZM141 171H138L139 173H143V172H141ZM153 171V170H152ZM21 172H23L24 173V175H23V173L22 174H19L18 175V177L16 176V174L17 173H21ZM25 172H26V174H25ZM102 172V173H103ZM113 172V171H112ZM121 171H119V173H120ZM137 172V171H136ZM137 172V173H138ZM144 172H145V170H144ZM151 172V171H150ZM163 172H164V169H163ZM184 172V171H183ZM213 172V171H212ZM16 173V174H15ZM29 173V174H30ZM36 173V172H35ZM46 173V174H45ZM80 173H82V174H84L83 173V171L82 172H80ZM89 173V174H90ZM96 173V174H97ZM102 173H100V174H102ZM114 173V172H113ZM129 175H130V179H131V174H130V172H127ZM132 173V172H131ZM134 173V172H133ZM132 173V174H133ZM136 173V174H137ZM139 173H138V177H139ZM146 173H148V172H146ZM154 174V172H151V174ZM195 173H198V171L197 172H195ZM227 173V172H226ZM224 174L225 176H227L228 174ZM236 173V174H235ZM246 173H242V174H244V175H246ZM89 174L87 175V173H86V171H85V175H87L88 177H90L89 176ZM95 174V175H96ZM104 174H103V176H104ZM115 174V176L114 177H116V172L114 173ZM135 174V173H134ZM140 174V175H141ZM151 174H149L150 176H151ZM153 174H152V176H153ZM168 174V173H167ZM223 174V173H222ZM230 174V173H229ZM233 174H231V175H233ZM252 172H251V176H252ZM260 174V175H259ZM25 175H27L26 177H28L27 179L24 177ZM37 175V174H36ZM91 175V174H90ZM113 175V174H112ZM111 175V176H112ZM119 175H121V174H119ZM119 175L117 174V177H119ZM203 175H205L204 173H203ZM207 175V177L206 178H208V173L206 174ZM231 175H229V176H227V178H229ZM232 176L233 178L235 177V176ZM249 176H250V174H248ZM248 175H246L247 177H249ZM34 176V175H33ZM42 176V175H41ZM93 176V175H92ZM92 176H91V178H92ZM151 176V177H152ZM158 177L159 178V176H158V174L156 175V173H155V177ZM163 176H165V174H163ZM253 176H255V174H253ZM40 177V176H39ZM38 177V178H39ZM96 177V176H95ZM99 177H102V176H99ZM121 177V176H120ZM120 177L118 178V180H120ZM133 177V176H132ZM138 177H134V178H137L138 179ZM141 177V176H140ZM151 177H149V178H151ZM157 177L155 178V181H153L154 179L152 178V180H150L149 179V181L147 180L148 179V176H147V174H144V175H142V177H141V179L143 180V181H145L146 183H148V182H154V184H155V187H157V184H159V182L160 181H156V179H157ZM195 177V176H194ZM197 177V176H196ZM202 177V175L200 176V178ZM205 177V176H204ZM218 177H220V175L218 174ZM218 177H213L214 179L216 178H218ZM19 179V180H17V181H15V179ZM37 178V176H36V179H38ZM162 178V177H161ZM170 178V177H169ZM210 178V177H209ZM224 178H226V177H224ZM231 178V177H230ZM237 178V177H236ZM250 178V177H249ZM33 179V178H32ZM65 180V181H62V180ZM109 179H112L111 177L109 178ZM203 179V178H202ZM201 179V180H202ZM237 179H239V178H237ZM246 179V178H245ZM28 180V181H27ZM85 180V179H84ZM95 180V179H94ZM122 180V179H121ZM147 180V181H146ZM160 180V179H159ZM167 181L168 179H167V177H164V181ZM171 180V179H170ZM170 180H169V182H170ZM197 180H198V178H197ZM200 180V179H199ZM205 181H206V179H204ZM229 180V179H228ZM234 180H235V178H234ZM240 180V179H239ZM238 180V181H239ZM262 180V181H261ZM99 182H101L100 180H98ZM98 181H96V183H98ZM172 181V180H171ZM207 181H208V179H207ZM212 181V180H211ZM243 181V182H242ZM241 182L239 181V183H241V185H244L243 183H244V179L242 180ZM246 181V180H245ZM259 181H261V182H259ZM31 182V183H30ZM121 182H123V181H121ZM133 182V179H131L130 180V184H133L132 183ZM139 182V181H138ZM155 182H158V183H155ZM168 182V183H169ZM197 182V181H196ZM232 182V181H231ZM111 183V182H110ZM140 183V182H139ZM138 183V184H139ZM166 184L167 182H162V184ZM167 183V188H165L164 190L165 191H167V189H169V190H174V191H176V190H180V189H178V188H180V187H178L177 188V184H175L174 186H176V188H173L174 186H172L171 184L169 185ZM208 184H206L204 187H206V188H208V190H209V192L211 193V191H213L215 188H217V186H218V182L217 183H214V181L213 182H211V183H209V181L207 182ZM221 182H219V184H220ZM101 184H102V182H101ZM100 184V185H101ZM114 184V183H113ZM118 183H116V185H114L115 187L116 186H118L117 185ZM141 184V183H140ZM144 184V183H143ZM150 184V183H149ZM148 184V187H149V189H150V187L152 186V185H149ZM161 184V185H162ZM236 184V183H235ZM246 184H248L247 183V181H246ZM83 185V184H82ZM111 185V184H110ZM134 185V184H133ZM132 185V186H133ZM142 185V184H141ZM160 185V187H162ZM98 187H99V185H97ZM96 186V187H97ZM131 186V185H130ZM135 186H137V185H135ZM165 186H163L162 188H160V189H163ZM171 186H172V188H171ZM181 186V185H180ZM220 187H221V185H219ZM218 186V187H219ZM225 186V185H224ZM223 186V187H224ZM231 186V185H230ZM89 187V186H88ZM93 187V186H92ZM104 187V186H103ZM115 187H113L112 186V188H114V189H117V187L115 188ZM134 187V186H133ZM155 187H153V189L155 188ZM158 187H159V185H158ZM157 187V188H158ZM198 187H200L201 188V186H199V185H196V186H192V187H189V188H187L186 190H187V192L186 193H190L189 191V189H191V188H198ZM94 188V187H93ZM104 188H106V187H104ZM104 188H102V189H94V190H96V192L98 191L99 192V190L101 191V193L103 192V189ZM118 188H120V186L118 187ZM171 188V189H170ZM226 187H224V189H225ZM236 188H237V186L235 187V191H239V190H236ZM247 188V186L245 187V189ZM251 188V187H250ZM122 189V188H121ZM133 189H136V187L135 188H133ZM138 189H139V187H138ZM138 189H136L135 191L137 192V190ZM151 189H152V187H151ZM156 189V188H155ZM227 189H229L228 187H227ZM232 189H234V186H233V188ZM244 189V190H245ZM249 189V188H248ZM247 189V190H248ZM252 189V188H251ZM109 190V189H108ZM118 191L120 190V189H117ZM117 190H115V193H117L118 191ZM145 190H148L147 188L145 189ZM144 190V191H145ZM164 190H162L161 191V193H163V191ZM169 190H168V194L169 195H167V197L169 196V197H171L170 195V192H169ZM182 190V189H181ZM180 190V191H181ZM185 190V191H186ZM199 190V189H198ZM205 190V189H204ZM226 190V189H225ZM117 191V192H116ZM121 191L123 192V189L122 190H120L119 192H118V194H122L121 193ZM125 191V190H124ZM127 191V190H126ZM143 191V193H145ZM193 191V189L191 190V192ZM195 191H197V189H195ZM194 191V192H195ZM215 191H216V189H215ZM219 191V190H218ZM221 191V190H220ZM220 191L218 192V193H220ZM89 192H90V190H89ZM89 192H88V194H89ZM91 192H92V190H91ZM91 192H90V194H91ZM95 191H94V196L96 195L95 193H96ZM106 194H107V197H105V199L107 198H112V197H114V196H112V195H109L108 193H107V191L105 190L104 191ZM152 192V191H151ZM160 192V191H159ZM172 192V191H171ZM194 192H192L191 193V198L194 196L193 195V193ZM198 192V191H197ZM197 192H195V193H197ZM232 192V191H231ZM101 193H97V194H99V195H96L95 196V198H94V200L96 199V200H98V201H100V197H101V195H103V194H101ZM111 193V192H110ZM126 193V192H125ZM139 193V192H138ZM140 193H141V189H140ZM148 193H150V191L148 190ZM167 193V192H166ZM172 193H177V192H172ZM180 194H181V192H179ZM178 193V194H179ZM183 193V192H182ZM245 193H247V192H245ZM105 194V195H106ZM112 194V193H111ZM159 194V193H158ZM163 194H165V193H163ZM177 194V196H175V195H173L172 194V196H174L175 198L176 197H179V195ZM216 194V192L214 193V195ZM227 194V193H226ZM225 194V195H226ZM109 195V196H108ZM116 195V194H115ZM126 195L129 197V199L131 198L133 201H134V197H130V195L128 194V193H126ZM143 194L141 193V196H142ZM147 193H145V195L143 196V199H142V201L144 200V198H146V199H148V200H150V197H149V195H147ZM152 195V194H151ZM154 195V194H153ZM160 195V194H159ZM221 195V194H220ZM224 195V196H225ZM92 196V195H91ZM93 196V197H94ZM122 196H125V194L124 195H122ZM164 196H166V194L164 195ZM184 196H186V195H184ZM216 196H217V194H216ZM215 196V197H216ZM222 196V195H221ZM244 196H246V195H244ZM87 197V198H86ZM126 197V196H125ZM125 197H122V198H125ZM127 197V198H128ZM157 197H158V195H157ZM197 197V196H196ZM196 197H194V199L196 198ZM199 197V196H198ZM198 197L196 198V200H198ZM202 197V196H201ZM225 197H227V195L225 196ZM242 197V196H241ZM97 198H99V199H97ZM118 198H120V197H117V199ZM121 198V199H122ZM126 198V199H127ZM139 198H140V194H139ZM139 198H138V200H139ZM151 198H152V196H151ZM173 199L172 197L170 198L171 200L169 201V202H171L170 204H171V206H173V207H176L177 206V209H176V211H174L175 209H173V211L176 213V212H178V210L180 209V210H182L183 211V208L181 209V206L180 207H178V205H180L181 204V202H180V200H178L177 198L176 199ZM180 198H181V196H180ZM230 198H231V196H230ZM237 198H238V196H237ZM253 198V197H252ZM102 199H103V201H104V198L102 197ZM101 199V200H102ZM106 199V200H107ZM129 199H128V202H129ZM145 199V200H146ZM156 200H157V198H155ZM158 199H160L159 197H158ZM168 199V198H167ZM167 199H166V201H167ZM174 201H173V200ZM184 199V198H183ZM187 199V198H186ZM191 200V199H189L190 200V202H191V204L189 203V206L190 205H192V202L193 203H195V205L193 204V206H195V207H197V205H201L202 206V204H201V200H200V204H198L199 203V201H197L196 202V200ZM204 198H202V200H203ZM227 199H229V198H227ZM256 199H257V197H256ZM260 199V198H259ZM93 200V201H94ZM112 200V199H111ZM114 200H115V198H114ZM120 199H118V201H119ZM123 200V199H122ZM148 200H146V202L145 201H143V203H145V204H142V202H140V205L142 206V205H144V206H146V203H147V201ZM153 200V204H154V198L152 199ZM169 200V199H168ZM176 200H178L179 201V203H177L176 202ZM205 200H207L206 198H205ZM204 200V201H205ZM211 200H213L212 198H210V200L209 201H211ZM218 200H220V199H218ZM236 200V199H235ZM253 200V199H252ZM252 200H250V201H252ZM258 200V199H257ZM116 201V200H115ZM118 201H116V202H118ZM181 201H183V200H181ZM208 201V202H209ZM238 199H237V204H238ZM242 201V200H241ZM246 201V200H245ZM254 201V200H253ZM256 201V200H255ZM105 202V201H104ZM107 202V201H106ZM105 202V203H106ZM110 204H111V202H112V204H113V202L114 201H108ZM122 202H124V201H121V202H119V203H121L122 204ZM127 201H125L124 203V205H126L127 203H126ZM149 203H150V201H148ZM158 202H160L159 200H158ZM158 202H156V204L155 205H157V204H159L160 205V203H158ZM175 202H176V204H175ZM216 202H218V201H216ZM222 202V201H221ZM240 202V201H239ZM94 203H96V201H94ZM115 203V202H114ZM118 203V208L116 207V206H113V205H111V206H113L114 208H116V211L118 212V213H120L119 212V209H122V208H124V210H126V207H121L122 205L121 204H119ZM130 203V205H128V206H131V202H129ZM182 203H184V202H182ZM205 203V202H204ZM233 203V202H232ZM242 203V202H241ZM247 203V202H246ZM133 204H135V202L133 203ZM152 204V203H151ZM151 204H149L150 206H151ZM152 204V208L151 207H149V205H148V208H147V206L145 207V210L147 211V213L146 212H144V213H146V214H144V216L145 215H149V218L152 216H150V214H149V211H150V213H151V209H159V207L160 206H163V208L162 207H160V210H163V209H165V207H164V205H163V203H161V205L160 206H154ZM168 206H167V208L170 206L169 204H168V202L166 203ZM172 204H174V205H172ZM178 204V205H177ZM197 204V205H196ZM231 204V203H230ZM236 204V205H237ZM87 205V204H86ZM93 205H95V204H93ZM102 205V204H101ZM100 205V207H102ZM109 204H107V206H108ZM121 205V206H120ZM137 207H138V205H139V203H137L136 202V204H135ZM187 205H188V203H187ZM186 204H185V208H189L190 210H194V211H192V213H190V211L189 210H186L190 215H192V214H194V215H192V216H195L196 218L199 216V214H201L202 212L201 211H203L202 209H204L205 210V208L204 207H202V209H201V207H197V209H200V210H195V207H193V206H187ZM220 205V204H219ZM219 205H218V207H219ZM243 205V204H242ZM252 206H253V204H251ZM95 206H97V205H95ZM139 206L138 208H140L142 211H143V209L142 208H144V206ZM166 206V205H165ZM170 206V207H171ZM213 206V208H215L214 207V205H212ZM222 206V205H221ZM234 206H235V204H234ZM233 206V207H234ZM237 206H239V205H237ZM241 206V205H240ZM248 206V205H247ZM247 206H245V207H247ZM87 207V206H86ZM85 207V208H86ZM105 206H103V208H104ZM121 207V208H120ZM132 207H134V206H132ZM155 207V208H154ZM169 207V209H167V211L168 210H170L171 208ZM172 207V208H173ZM191 207L192 208H194V209H191ZM207 207V206H206ZM210 207V206H209ZM249 207V206H248ZM248 207H247V209H248ZM251 207V206H250ZM254 207V206H253ZM138 208H134V210H136V212L138 213V211L140 212L141 210L140 209H138ZM149 208H151V209H149ZM179 208V209H178ZM221 207H219L218 209H220ZM230 208H232L231 206H230ZM236 208V207H235ZM240 208H242V207H240ZM133 208H131L130 210H132ZM137 209H138V211H137ZM147 209H149V210H147ZM236 209H239V208H236ZM257 210H258V208H256ZM78 210H80L79 212H78ZM91 212H90V211ZM99 210H100V208H99ZM107 210V209H106ZM105 210V211H106ZM112 210H113V208H112ZM144 210V211H145ZM160 210H157L158 212H156V213H158L160 216H161V219H162V217H165V218H163L162 219V222L160 223L161 225H157V227H155V228H158V226H164V222L163 221H166V220H164V219H166V216L168 215V214H172V215H174V216H172V217H176V215L178 214V216H179V218H178V216H177V218H178V222H179V226H176V224L178 223V222H176L175 223V220L174 219H177V218H172V223L174 222V225L171 227H169V229H167V228H161L162 229V231L163 232H161V236L163 235L162 233H164V235H166V230H168V232L170 231V233H167V235L169 234V236L171 235V232H172V229L174 228V230H173V234H174V232L178 229V228H180V226H183L182 227V229H181V231H180V229H178L176 232H179V235L181 234V235H183V233H185V232H187V233H185L186 235L188 234V230L187 231H185V228L187 229V227H186V225H185V228H184V224H185V222H184V220H185V218L189 215V214H184V215H186L185 216V218H184V216H182L181 215V211H180V213L178 212L177 214H173V212H171V211H168V212H164L165 214H166V216L164 215V213L163 212H161V213H163L162 215L159 213L160 212ZM212 210V209H211ZM233 210V209H232ZM252 210H253V208H252ZM85 211V210H84ZM87 211V210H86ZM98 211V212H97ZM101 214H99V218L101 217L100 215H102V216H104V215H109V214H107V213H110V212H112L113 213V215H112V213H110L111 215L110 216H116L115 214L117 213L116 211H114V212H116L115 214H114V212L113 211H106V212H104L102 209H101ZM195 211H196V213H195ZM197 211H198V214H197ZM209 211V210H208ZM247 211V210H246ZM121 212H123L122 210H121ZM136 212L134 213V214H136ZM194 212V213H193ZM211 212H216V216H218L219 217V215H218V213H217V211H215V210H212ZM102 213H105V214H102ZM125 213H127L128 214V212H125ZM124 212H123V214H125ZM130 213V212H129ZM152 213H154V212H152ZM151 213V214H152ZM168 213V214H167ZM183 213H184V211H183ZM237 213V212H236ZM240 213H245V211L243 212V210L241 209V212ZM127 214L125 215L126 217H124V219L125 218H131V217H127ZM140 214V216H141V214H142V212H140L139 213ZM170 214V215H171ZM195 214H197V215H195ZM204 214V213H203ZM202 214V215H203ZM208 213H206V214H204L205 216L207 215ZM212 215V213H210L209 212V215ZM214 214V213H213ZM234 214V213H233ZM238 214V213H237ZM9 215V216H8ZM74 215H78V216H80V215H82V216H80V218H78L77 220L76 219H74V221H73V219H72V222L74 223V224H70L68 221L69 220H67L68 218H66V219H64L63 220V218H65V216L66 217H68V216H74ZM94 215V216H93ZM136 215H138V214H136ZM156 216H158L157 214H155ZM169 215V216H170ZM183 217V219H182V217ZM190 215H189V217H190ZM208 215V217L207 218H209L210 220H212V217L211 216H209ZM262 215H259V216H262ZM77 216V217H78ZM90 216V215H89ZM96 216V218H89V219H87L88 220V222L91 220V219H97L98 217ZM131 216H132V214H131ZM139 216V215H138ZM137 216V217H138ZM139 216V217H140ZM156 216H154L153 215V217H154V220L156 221V219L158 218L159 219V217L160 216H158L157 218H156ZM191 216V217H192ZM204 216V217H205ZM214 216V215H213ZM241 216H243V215H241ZM76 217V218H77ZM84 217H82V218H84ZM109 217V216H108ZM116 217H118V215L116 216ZM116 217H115V219H116ZM139 217H138V219L137 220H135L136 219V217H134L135 219H132V220H135L136 222L139 220ZM142 217V220L140 219V223H143L144 224V222H141V221H143V216H141ZM147 217V216H146ZM145 217V218H146ZM190 217V219H187V220H189V222L191 221V219L194 221V219H195V217L194 218H191ZM201 217H203V216H201ZM201 217H198L199 219L201 218ZM211 217V218H210ZM218 217L216 218V221H217V219H218ZM252 217V216H251ZM72 218V217H71ZM81 218V219H82ZM88 218V217H87ZM102 219H103V217H101ZM100 218V219H101ZM114 218V217H113ZM113 218L111 219V220H113ZM122 218V217H121ZM133 218V217H132ZM145 218H144V220H145ZM148 218V217H147ZM148 218V221H150V219ZM156 218V219H155ZM182 220H181V219ZM214 218V217H213ZM219 218H221V216L219 217ZM257 218V217H256ZM4 219V220H3ZM84 219V220H85ZM99 219V220H100ZM101 219V222L100 221H98V222H100V223H97L96 224V228H97V226H99L100 224H102V221H104V219L102 220ZM109 219V218H108ZM157 219V220H158ZM160 219V220H161ZM168 219V218H167ZM199 219H196L195 220V222H197ZM222 219V218H221ZM227 219H228V217H227ZM254 219V218H253ZM87 220H85V221H87ZM128 220H130L131 221V219H128ZM128 220H124V222L126 223L125 225H127V222H130V221H128ZM147 220V219H146ZM169 220H171V218L170 219H168V221H166L167 222V224H168V222H170ZM181 220V221H180ZM208 220V219H207ZM207 220H203V218H202V221H206L207 222ZM210 220L207 222L208 223V225L209 226H211V230H212V224L210 225L209 224V222H210ZM240 221H243L244 219H242V217H241V219H239ZM63 221H67L66 222V224L63 222ZM84 221V222H85ZM106 221H107V219H106ZM121 221H122V219H121ZM134 221V222H135ZM154 221V222H155ZM159 221V220H158ZM158 221L156 222V223H158ZM200 221H201V219H200ZM200 221L199 222H197L198 224L200 223ZM215 221V222H216ZM220 223H221V225L222 226H220V227H222V229H220V230H224V231H222V232H225V229H223V228H226V233H229L230 231H228L227 229H229L228 228V224H225V225H223L222 223V220H218ZM261 221V220H260ZM260 221H253L255 224L257 223V222H260ZM263 221V220H262ZM76 222V223H75ZM88 222H85V223H88ZM114 222H117L118 224H119V222L120 221H118V219H116V221L114 220ZM114 222L112 223V228H113V224H114ZM132 222V221H131ZM136 222L135 223H131V224H133L131 227H133V228H137V226L136 227H134V225L136 224ZM147 221H145V223H146ZM151 222H152V220H151ZM181 222H184V224H182ZM186 222H188V221H186ZM187 223V226L189 227V224L190 223ZM212 222L214 223V220H212ZM244 222V221H243ZM246 222V221H245ZM252 222V225H254V223ZM9 223V225H11ZM82 223V224H81ZM85 223H83V220H82V222H80V224H81V226L83 225L84 226V229H85V227H89L90 226V223H91V225H92V222L90 221V223H88V225L86 224V226H85ZM96 223V221L94 222V224ZM111 223V221L109 222V225H111L110 224ZM122 223H123V221H122ZM148 224L147 225H149V223L150 222H147ZM196 223V224H197ZM203 222H201V224H202ZM205 223V222H204ZM261 223V222H260ZM107 223L106 222H104V224H103V226H99V227H103L102 229V231H104V232H101L102 234L103 233H105L106 232V230L107 229H109V227H107L108 226V224L106 225ZM117 224V225H118ZM120 224H121V222H120ZM129 224V223H128ZM159 224V223H158ZM166 224V225H167ZM170 225H172L171 223H169ZM191 224H192V221H191ZM201 224H199L200 225V227H203V229H204V226H203V224H202V226H201ZM217 225L219 224L218 222L216 223ZM258 224V223H257ZM256 224V225H257ZM263 224V223H262ZM261 224V226L263 227V225ZM8 225V226H9ZM27 225H31V226H29L28 228H32V231H29V230H27L28 228H23V227H27ZM50 225H53V226H50ZM105 225V226H104ZM116 225V226H117ZM125 225L123 224H121V225H119L120 227L121 226H123V227H125ZM142 225V224H141ZM146 224H144V226H145ZM153 225V224H152ZM178 225V224H177ZM199 225H198V227H199ZM204 225H206V223L204 224ZM207 225V226H208ZM215 225V224H214ZM217 225H216V227H217ZM220 225V224H219ZM248 225L249 226H251V223H248ZM247 225V228H249V226ZM80 226V227H81ZM82 226V227H83ZM95 225H93V226H90L91 228L92 227H94ZM128 226V225H127ZM138 226H139V224H138ZM168 226V225H167ZM166 226V227H167ZM196 226V227H195ZM207 226H205V229H204V231H202V229H200V228H198L197 227V225H194V227L193 228H197V229H195V231H200V233L199 234H201V233H205V235H206V232L208 233V231H209V226H208V228H207ZM237 226V225H236ZM107 227V229H104V228H106ZM115 227V226H114ZM122 227V228H123ZM129 227H130V225H129ZM131 227H130V229L128 228V231H130L131 232V230H133V228L131 229ZM149 227H150V225H149ZM148 227V230L150 231L152 228L157 232V231H160L161 229H158V230H156L154 227H150L149 228ZM178 227V228H177ZM192 227V225H190V228ZM246 227V226H245ZM257 227H258V225H257ZM261 227V228H262ZM75 228V227H74ZM116 228V227H115ZM121 228V229H122ZM126 228V227H125ZM124 228V229H125ZM126 228V229H127ZM138 228H140V227H138ZM146 228H147V226H146ZM190 228H188L189 230H190ZM207 228V229H206ZM218 228V227H217ZM233 228V227H232ZM237 228V227H236ZM255 229H256V227H254ZM6 231H5V230ZM23 229V230H22ZM83 229V230H84ZM92 229H94V228H92ZM117 229H118V226H117ZM123 229V230H124ZM144 229V228H143ZM171 229V230H170ZM198 229H200V230H198ZM214 229H215V227H214ZM219 229V228H218ZM239 229V228H238ZM244 229V227H242V230H240V234H242L241 232H243V231H246V238H245V240L247 239V234H249V233H247V229L246 230H243ZM249 229H251V228H249ZM252 229H253V227H252ZM251 229V230H252ZM255 229H253L254 231H255ZM260 228H258V230H259ZM264 229V228H263ZM3 230L5 231V234H4V232H3ZM89 230V229H88ZM114 230V229H113ZM123 230H122V236L124 235L125 236V234L126 233H128L129 234V232L128 231H124L123 232ZM135 230V229H134ZM146 230V229H145ZM206 230H208V231H206ZM210 230V232L209 233H211V232H213V231H211ZM216 230V229H215ZM252 230V231H253ZM17 231V230H16ZM29 231V232H28ZM97 231V230H96ZM108 231V230H107ZM109 231H110V229H109ZM119 231H120V229H119ZM118 231V232H119ZM137 231V230H136ZM136 231H132V232H136ZM154 231V232H155ZM165 231V232H164ZM182 231H185V232H183L182 233ZM192 231V232H191ZM191 231H190V233L191 234H193V232H195L194 231V229L192 230V228H191ZM239 231V230H238ZM238 231L236 232L238 235H240L239 233H238ZM264 230H262V232H263ZM89 232H91V230L89 231ZM217 232H218V230L215 232V234H217ZM255 232H257V231H255ZM125 233V234H124ZM140 233V232H139ZM146 233V232H145ZM189 233V234H190ZM219 233L220 232H218V235H219ZM231 233V232H230ZM244 233V232H243ZM251 233H253V232H251ZM12 234V233H11ZM106 234V236L107 235H109V233H105ZM135 233H133V236L131 237V238H133L135 235H134ZM136 234H137V232H136ZM147 234H149L150 235V237H151V232L149 233H147ZM173 234H172V241L174 242V240L176 239V237L175 238H173ZM185 234H184V237H185ZM190 234V235H191ZM195 234H197V233H195ZM212 234V233H211ZM233 234V233H232ZM232 234H228V239L230 238V236L229 235H231L232 236ZM245 234V233H244ZM244 234H242V235H244ZM260 234H263V233H261V232H259V235L256 233H253L252 235L253 236H255V235H257L258 237H256V240H258V239H262V240H264L263 238H261V237H264V235L262 236V235H260ZM6 235H8V238L9 239H11V241L9 240H7V238H4V237H7ZM12 235V236H13ZM87 235V236H86ZM115 236V237H119L120 238V236L121 235H117V234H111V236ZM117 235V236H116ZM141 235V234H140ZM142 235H143V232H142ZM145 235V234H144ZM157 235V233L155 234V235H153V237L154 236H156ZM160 235H157L158 237L160 236ZM176 235H178V234H175L174 236H176ZM180 235V236H181ZM190 235H189V238H191L192 239V237H190ZM194 235V234H193ZM208 235H210V234H207V236ZM212 235H214V234H212ZM217 235V236H218ZM221 235L222 234H220V236L218 237V238H216V240L218 241V242H220V240H221ZM226 234L224 233V236H225ZM235 235V234H234ZM238 235H237V237H238ZM251 235V236H252ZM94 236H96V235H94ZM110 236V235H109ZM113 236V238H114V240L115 241H113V239L111 240L110 238V241H113V243L114 242H120V243H122V240H124V239H126V238H121L120 240L121 241H117V238L115 239V237ZM130 236V235H129ZM146 236V235H145ZM194 236H197V235H194ZM198 236H200V235H198ZM196 237L197 238V240L198 239H202V238H204L205 239V236H203L202 234H201V236L200 237ZM206 236V237H207ZM236 236V235H235ZM241 236V235H240ZM245 236V235H244ZM259 236H261V237H259ZM101 237H103L104 238V236H102L101 235ZM138 237H140L139 236V234H138ZM142 237H144V236H142ZM141 237V238H142ZM147 237V236H146ZM164 237H166L167 239H169L168 238V236H162V238H164ZM179 237V236H178ZM216 237V236H215ZM223 237V236H222ZM226 237V236H225ZM250 236H248V238H249ZM98 238H100V237H98ZM112 238V237H111ZM118 238V239H119ZM141 238L140 239H138L139 241L141 240ZM145 238V237H144ZM160 239H162L161 237H159ZM181 238V240H183V236H181L180 237ZM188 239V236L187 237H185V239ZM195 238V237H194ZM212 238V236L210 235V237H208V240L207 241H210L209 239H211ZM231 238H233V237H231ZM240 238V237H239ZM258 238V239H257ZM15 239V240H14ZM101 239V238H100ZM99 239V240H100ZM134 240H136V236H135V238H133ZM143 239V238H142ZM147 239H150L149 237L148 238H146L145 240H147ZM166 239V242H170L169 244H167L168 246L169 245H171V243H172V246L173 245H175V246H177V245H179L180 243H176V241L173 243L171 240H167ZM170 239H171V236H170ZM190 239V244H191V241H193V240H191ZM207 239V238H206ZM225 238H223L222 240H224ZM227 239V240H228ZM234 239V238H233ZM233 239H231V240H233ZM251 239V238H250ZM250 239H247V241H249ZM255 239V238H254ZM3 240H5V241H3ZM7 240V241H6ZM92 240H94V239H92ZM107 240H108V238H107ZM127 240V239H126ZM134 240H132V242L134 241ZM134 241V243H132L131 244V242H130V237H129V243H127V244H129L130 246L127 248L128 250H130V249H133V248H138V250H140L141 251V253H139V251H136V250H131V252L133 251V253L136 251V253L138 252L139 254H142L143 253V257H142V259L144 258V251H142L144 248L145 249H147V250H149L151 247H148L149 246V244H144V242H146V241H144V239L142 240V241ZM150 240H152V239H150ZM149 240V242L150 243H155L157 240H159V239H157L156 237H155V240L156 241H150ZM153 240H154V238H153ZM165 240V238L164 239H162V241H164ZM177 240V239H176ZM180 239H178V241H179ZM180 240V241H181ZM196 240V239H195ZM195 240L193 241V243H195ZM215 240V239H214ZM221 240V241H222ZM226 240V241H227ZM230 240V239H229ZM235 240V239H234ZM244 239H242V241H243ZM252 240V239H251ZM262 240H259V241H261V243L263 242ZM88 241V240H87ZM104 241V240H103ZM161 241V240H160ZM179 241V242H180ZM188 241V240H187ZM206 241V242H207ZM212 241V240H211ZM226 241H222V243L223 242H226ZM240 241H241V238H240ZM241 241V242H242ZM247 241H244V242H247ZM253 241V240H252ZM252 241H251V244H252ZM259 241H256L255 242V240L253 241V243L255 244V243H257V242H259ZM6 242H8V245L6 244ZM11 242V244L9 245V243ZM90 242V241H89ZM94 242V241H93ZM92 242V243H93ZM97 242V241H96ZM108 242V241H107ZM137 242H139V243H137ZM143 243L144 244V246L142 245V247H141V249H139L140 247H139V244L140 243ZM230 242V241H229ZM232 242V241H231ZM233 242H235V241H233ZM109 243V242H108ZM135 243H137L138 244V247H136V245H135ZM161 244H162V242H160ZM183 243L185 244V242L183 241ZM221 243V242H220ZM110 244V243H109ZM108 244V245H109ZM115 244V243H114ZM135 246H134V245ZM157 244L159 245V243L157 242ZM157 244H155L154 246H157ZM196 244V243H195ZM218 244V243H217ZM225 244V247H227V245H228V243H224ZM230 244V243H229ZM235 244V243H234ZM234 244H230L231 246L233 245V247L235 246L236 247V245H234ZM238 245H241V243L239 244V243H237ZM243 244V243H242ZM247 244V243H246ZM249 244V245H248ZM247 245H248V247L250 246V243H248ZM254 244L253 245H251V246H254ZM263 244H264V242L262 243V246H263ZM104 245H106V244H104ZM164 245H165V243H164ZM182 244H180L179 246L180 247H182L181 246ZM185 245H189V243L188 242H186V244ZM184 245V246H185ZM215 245V244H214ZM244 245H245V243H244ZM256 245H258V244H256ZM255 245V246H256ZM6 246V247H5ZM111 246H113V245H111ZM111 246L109 245V247H110V249H111ZM119 246H120V244H119ZM132 246V247H131ZM179 246H177V248H180ZM193 246V245H192ZM195 246V245H194ZM201 246V245H200ZM208 246V245H207ZM207 246H206V248H207ZM210 246V245H209ZM208 246V247H209ZM218 246V245H217ZM217 246H215V248H214V246H210L211 248L213 247L214 249L213 250H209L208 251V257L205 255V252H203L202 251V253H204L203 255H202V257H204V256H206L207 257V259L206 258H203V259H206V260H201V258L202 257H198V256H200L201 255V251H200V253H198V248L197 247H194L193 249L194 250H196V251H194L195 253H192V254H195L197 257H195V256H193V255H191V254H189V255H191L190 256V258L193 256V258L195 257L196 259H198V262H202V261H205L204 262V264H211L210 263V259H212V258H210V255H209V253L212 255V252H213V255L211 256V257H213L214 256V253H215V258H216V256L218 255H221V254H217V253H220V252H222V250H223V246L222 245H220L221 247L220 248H216ZM246 246V245H245ZM262 246L260 247L259 245L258 246H256V247H260L259 249L260 250H258V249H256V250H258V252L259 251H261V250H263V248H262ZM1 247H3L2 249H1ZM95 247V248H94ZM123 247V246H122ZM160 247H162V245L160 246H158V248L157 249H159ZM165 247H166V245H165ZM171 246H169V248H170ZM234 247V248H235ZM239 247V246H238ZM238 247H236L237 249H238ZM244 246H242V248H243ZM247 246H246V248H248ZM264 247V246H263ZM90 248V249H89ZM101 248H99L98 250H100L101 251ZM114 248V247H113ZM130 248V249H129ZM168 247H166V249H167ZM168 248V249H169ZM177 248H175V247H172V251H174V253H176L177 254ZM229 248H230V246H229ZM245 248V249H246ZM115 249H116V247H115ZM163 249V248H162ZM161 248H160V250H162ZM165 249V250H166ZM186 249V248H185ZM205 249V248H204ZM217 249H219V252H218V250ZM221 249V250H220ZM227 249V248H226ZM240 249H241V247H239V250L238 251H240ZM244 249V248H243ZM242 249V250H243ZM245 249H244V253L247 255L248 254V252H251V254L253 253V250H248V252L246 253V251H247V249H246V251H245ZM249 249H251L250 247H249ZM90 250V251H89ZM105 250L107 251L108 250V248H106V249H104V251H103V249H102V252H103V254H102V252H97L96 253V255H98V257L100 256V254H101V256L102 255H104L105 254ZM151 250H152V248H151ZM151 250H149V251H151ZM154 250L156 251V249L154 248L153 249V251H151V255H152V252H154ZM159 250V251H160ZM165 250H163L164 252H162L161 251V253H162V256L160 255V257L162 258V257H165L164 255V253H166V257H168L167 255L170 253L171 254V252H168V251H165ZM170 250V251H171ZM180 250H182L183 251V249H180ZM189 250H190V248H189ZM191 250H192V247H191ZM215 250H217L216 252H215ZM234 251H235V249H233ZM255 250V251H256ZM97 251V250H96ZM158 251V250H157ZM156 251V252H157ZM158 251V252H159ZM185 251V250H184ZM224 251V250H223ZM226 251V250H225ZM233 251V252H234ZM237 251V252H238ZM254 251V252H255ZM90 252V253H89ZM113 251H112V249H111V253H112ZM120 252V253H119ZM127 252H129L128 254H131V255H129V256H131V257H126V255H125V257L126 258H132V256H134L135 257V259H133L135 262H137L136 261V258L137 257H139V256H137L136 257V253H134V255L132 254V253H130V251H126V253ZM148 252V251H147ZM146 252V253H147ZM168 252V253H167ZM186 252V251H185ZM191 252H193V250L191 251ZM232 252V253H233ZM236 252V251H235ZM240 252H242V254L240 253V255L243 257V255H244V257H245V259L247 260V258H246V255L245 254H243V251H240ZM92 253H93V251H92ZM91 253V254H92ZM94 253H95V251H94ZM98 253H100V254H98ZM109 253H110V250H109ZM111 253H110V255L108 254V253H106L107 255H108V257L110 256V262H111V260L112 261H114L115 262V260H113V259H115V258H113V255L115 256V253H116V255L118 256V254H120V255H122L121 253H123L122 251H118V254H117V252H115L114 251V253H112V255H111ZM148 253V254H149ZM178 253H180L179 252V250H178ZM182 253V252H181ZM180 253V254H181ZM224 253V254H223ZM222 253V255H225V253H227V252H223ZM230 253V252H229ZM229 253H227V254H229ZM257 253V252H256ZM263 253H264V251L263 252H259V254L258 255H260V258H262L263 256ZM147 254V259H146V257L144 258L145 260H143V261H148V259H150V258H152L153 259V257L150 255V258H149V255ZM159 254V253H158ZM169 254V256H170V261H171V256H176V257H178V258H173L172 257V260L173 259H177L176 260V262L178 263V259L179 260H181L180 262H182L183 263V261H184V263L185 262H187V264L189 263V261H187V258H189V257H187L186 258V256L184 257V259L186 260H182L181 258H183V257H181V255H170ZM172 254H173V252H172ZM185 254H187V252L185 253ZM217 254V255H216ZM233 254H236V253H233ZM232 254V255H233ZM239 254V253H238ZM250 254V253H249ZM253 254H255V253H253ZM95 255V254H94ZM94 255H91L92 256V260L94 259ZM107 255H104V256H102L103 258H106L107 257ZM118 256V258H116L117 260V263H118V260L119 259H123V261H121V262H123L124 263V256H123V258H120L121 256ZM155 255H156V253H155ZM155 255H153L154 257H155ZM182 255H184V254H182ZM188 254H187V256H189ZM237 255V254H236ZM236 255H234L235 257H236ZM240 255H238V258H236V260L237 259H239V257H241ZM106 256V257H105ZM142 256V255H141ZM156 256H158V255H156ZM181 258H180V257ZM230 256H231V254H229V258H230ZM250 256H252V255H250ZM249 256V257H250ZM254 256V255H253ZM256 256L257 255H255L254 257L256 258ZM111 257H112V259H111ZM166 257H165V259H163V260H160V261H162V262H160V263H164V264H167L168 263V260L166 259ZM223 257V256H222ZM222 257H218V258H220V259H218V258H216V259H214V261L216 260L217 262H213L212 264H220V260L221 259H223ZM243 257V258H244ZM96 258H97V256H96ZM195 258H194V260H195ZM242 258V259H243ZM258 258H259V256H258ZM257 258V259H258ZM98 259V258H97ZM139 259V258H138ZM151 259V260H152ZM157 259V261L160 259L159 257L158 258H156L155 257V259H154V262H156L155 260ZM192 259V258H191ZM224 259H226V258H224ZM227 259H228V256H227ZM226 259V260H227ZM232 258H230V260H231ZM242 259H239V261H237V262H240V260H242ZM251 260H252V258H250ZM254 259V258H253ZM256 259V260H257ZM87 260V261H86ZM100 260V259H99ZM126 260V259H125ZM151 260H149L150 262H149V264L151 263V262H153V261H151ZM167 260V261H166ZM190 260V259H189ZM193 260V261H194ZM199 260H201V261H199ZM207 260H209V262L207 261ZM213 260V259H212ZM211 260V261H212ZM226 260H223V261H226ZM233 260H234V257H233ZM235 260V261H236ZM249 260V259H248ZM247 260V261H248ZM262 260H264V257H263V259ZM106 260H104L103 259V262H105ZM109 261H107L109 264H110V262ZM127 261V260H126ZM138 261H140V259L138 260ZM165 261V262H164ZM169 261V263L170 264H173V262H170ZM192 261V260H191ZM196 262H197V260H195ZM194 261V262H195ZM207 261V262H206ZM243 261V260H242ZM250 261V260H249ZM253 261V260H252ZM89 262H91V263H89ZM120 262V264H122ZM133 262V261H132ZM131 262V263H132ZM141 262V261H140ZM167 262V263H166ZM197 262V263H198ZM227 262H229V261H227ZM244 262V261H243ZM242 262V264H244V263H247V262H244L243 263ZM259 262V261H258ZM263 262V261H262ZM262 262H261V264H262ZM99 262H97V260H96V263H93V264H98ZM101 264H104V263H102V262H100ZM108 263H106V264H108ZM116 263V264H117ZM130 263V264H131ZM138 263V262H137ZM136 263V264H137ZM142 263V262H141ZM168 263V264H169ZM175 263V262H174ZM177 263H175V264H177ZM192 263V262H191ZM197 263H195V264H197ZM226 263V262H225ZM254 264L256 263V262H253ZM115 264V263H114ZM124 264H126V262L124 263ZM133 264H135V263H133ZM139 264V263H138ZM154 264V263H153ZM156 264V263H155ZM157 264H158V262H157ZM180 264V263H179ZM198 264H200V263H198ZM223 264H224V262H223ZM227 264V263H226ZM233 264V263H232ZM238 264V263H237ZM240 264V263H239ZM256 264H258V263H256ZM259 264H260V262H259Z\"/></svg>",
  "mask_w": 264,
  "mask_h": 264
}]
</instances>
